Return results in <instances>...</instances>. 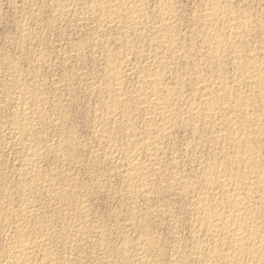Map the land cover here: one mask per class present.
Segmentation results:
<instances>
[{
    "label": "rangeland",
    "instance_id": "1",
    "mask_svg": "<svg viewBox=\"0 0 264 264\" xmlns=\"http://www.w3.org/2000/svg\"><path fill=\"white\" fill-rule=\"evenodd\" d=\"M57 0H0V250L3 249L5 247L6 250L5 253L3 250L0 251V253L2 252V254L0 255V260L2 259V262H4V260L6 259V257H8L7 255H9L13 250L14 248L16 247L17 243L21 240L20 238H22L23 240H26L25 237H27V239L29 241L32 240V242L36 239V240H40V238L42 237V239L44 238V242L45 243V248H47L50 253L54 256H52L53 260H57L59 262H53V264H125V262H128L126 264H129V261H130V264H143V261L145 262V264H198L199 261H204V262H201L200 264H208V262L206 263L205 261V257L204 256H207L206 253L209 249V244H210V240L212 238H210L211 236H208V234L204 235L205 233H203V235H200V234H196L194 232V229L195 231L198 230L199 226H200V222L197 217V209L198 208V204H197V201H198V198L200 196H207L205 195L208 194V197L211 196V198H214V196L216 194H219V190H216L217 192H208L207 191V184L206 182L203 180L204 178L200 176H202V168H203V165L202 164H207L209 161V163L213 162V161H216L218 159V161L216 162H219V164L222 163L223 165V168L221 167L222 165H219V170L216 171V172H219V171H227L229 172L231 170V165L229 162L225 161L224 159V153H228L229 152V149L234 152V149L233 147L228 144V142L226 143V146L227 149H226V146L224 145L225 143H222V140L218 143H220V145L218 143H216V146L213 145V143H211V149L210 146L208 147V144L210 145V142L208 141V139L210 140L213 139V137L215 136V134H218V133H221L224 130L226 129H229L231 126H234V124L236 126L234 127H240L238 126L239 124L242 125L241 121L244 119H247V127H256L255 124L253 122V120H256L258 119L259 117L258 116H262L264 115V83L263 85L261 86V89H255L256 86H251V85H248L247 81L244 80L246 79L247 76H249V74H247L246 72H244L243 70H241V68H238L237 65L240 63V62H236V56H232V49L230 48L231 46H228V47H225V50L226 51H223V54H225V56L222 54V61L221 63L218 64H215V63H211V62H208L210 60H207V58L209 59V56L211 55V51L210 49H208L206 46L203 45V48L202 47H199V46H202L201 44H204L202 42V40L204 41V37H206V26L205 24L203 25V23H205L202 19L201 21V17L203 15V10H201V8L204 6V3L207 1V0H165V1H159V0H146L144 3L142 2V7H143V12L146 13L142 15H144V18L141 19L142 23L139 22V24L141 25H136L134 26H131L129 23V25H127V22L125 21H119V20H114L113 22L111 21V23L109 24L108 22L110 20L106 19L105 16H107L109 13H111L112 10L110 11H107L108 8L106 9V12L105 11H100V8L97 6V4L100 3V0H99V3L98 0H94L92 2V0H65L64 3L63 1L59 0L60 2H58L59 6L57 4H53V2H55ZM68 1V2H67ZM78 2L76 4V2ZM86 1V2H85ZM169 1V5L170 6V9L172 7V10H170L171 12H174L175 15L177 16H174V13L171 14V12H168L167 14L164 13V11L162 10V7L163 4H165V2L167 3ZM202 1V3L200 2ZM210 1V0H209ZM216 2L219 3V0H215ZM227 1V2H226ZM56 2V3H57ZM158 2H159V5H158ZM171 2V3H170ZM174 2V3H173ZM223 4H222V3ZM69 4L70 6H72L71 4H73L74 6V9L71 11V9L73 8L69 7L65 4V6L63 7L61 4ZM71 3V4H70ZM87 6H85L84 5ZM97 3V4H96ZM163 3V4H162ZM201 3V4H200ZM228 4V8L230 10H227V6L225 7V5ZM232 3V4H231ZM88 4V5H87ZM92 4V5H91ZM93 4H96L93 6ZM146 4V5H145ZM176 4V5H175ZM111 5V4H110ZM173 5V6H172ZM219 5H222L223 6V16H227V18L230 16L228 19L227 18H224V20H228L227 22H229V29H225V26L228 28V24H226L227 22H220L218 23L217 25V28H219L221 31H225L224 33L227 34L229 31L232 32L234 31V29L236 30L237 26L239 28V21L243 22L244 21V18H247L248 20L250 18L248 22V27L247 30L242 31V33L238 36V39H237V36L236 38L234 37L233 39L236 41H233L232 39V43L234 45V42L235 44H238V46H240L241 44V47H239V49H242L244 50L243 53V57L246 56V58H241V60L244 62L247 61V58L250 59V57H254V56H258L259 60L260 61H256V59L258 60L257 56L254 57V61L253 62V67H252V62L251 63H248V64H242L240 66H243V67H246V68H254L252 69L251 72H253V70H255L256 67H259L261 66V73H264L263 70H264V66H263V62H264V32L261 30L264 29V24H261L264 22V0H220V3ZM53 6V7H52ZM57 6V7H55ZM77 6V7H76ZM92 6V7H91ZM97 6V7H95ZM109 6V4H108ZM159 6V7H158ZM199 6V7H198ZM202 6V7H201ZM221 6V7H222ZM233 6V8L231 7ZM60 7L62 9H60ZM83 7H85V9H83ZM147 7V8H146ZM174 7V8H173ZM201 7V8H200ZM225 7V8H224ZM65 8L67 10H65ZM76 8V9H75ZM96 8V10H95ZM146 8V10H144ZM158 8V9H157ZM198 8V9H197ZM59 9V10H58ZM64 9V10H63ZM87 9V10H86ZM91 9V10H89ZM234 9V10H233ZM62 10V11H61ZM76 10V12H74ZM84 10V11H83ZM99 10V11H97ZM156 10L158 12H156ZM162 10V11H161ZM175 10V11H174ZM226 10V11H225ZM61 11V12H60ZM65 11V12H64ZM91 11V12H90ZM94 11V12H93ZM97 11V13H95ZM199 11V12H198ZM232 11V12H231ZM103 12V13H102ZM195 12V13H194ZM202 12V13H201ZM228 15H227V13ZM231 12V13H230ZM234 12V13H233ZM236 12V13H235ZM240 12V13H239ZM59 13V14H58ZM93 13V14H92ZM100 13L102 14L100 17ZM123 13V12H122ZM149 13V14H147ZM158 13V14H157ZM161 13V14H160ZM194 13V14H193ZM233 13V14H232ZM68 14V15H67ZM92 14V15H91ZM98 16H97V15ZM156 17H154L155 15ZM159 14L163 17L160 16L159 18ZM165 14V15H163ZM180 14V15H179ZM202 14V15H201ZM249 14V15H248ZM256 14V15H255ZM67 15V17H66ZM74 15V16H73ZM84 15H86L84 17ZM104 15V16H103ZM158 15V16H157ZM168 15V16H167ZM171 15V16H170ZM173 15V16H172ZM194 15V16H193ZM197 15V16H196ZM199 15V16H198ZM234 15V16H233ZM243 15V16H241ZM245 15H248V16H245ZM61 16V17H60ZM72 16V17H71ZM78 16V17H77ZM166 16V17H165ZM225 16V17H226ZM240 16V17H239ZM82 17V18H81ZM93 17V18H92ZM96 17V18H95ZM98 19L101 18L98 22L97 21H94V19ZM150 19V21L147 19ZM150 17V18H149ZM158 17V19H157ZM167 17H172L173 20L175 21H172L173 23V26L174 28L178 31H176V40H177V44H179L180 42L183 43V47H191V48H188V52H186L187 54L189 53L192 57H190V55L188 56L185 51H178V53H176V57L175 59L170 56L172 55V53H170L169 51H167L166 49L164 50V47H161L164 45L165 41L166 40H162L160 39V41H163L160 42L159 39H155L157 38L159 35V33L156 31L158 29V24L159 21L161 18H167ZM195 17V19H194ZM197 17V18H196ZM199 17V18H198ZM231 17L233 18H236L238 17V19H231ZM244 17V18H243ZM78 18V19H77ZM156 18V19H155ZM193 18V19H192ZM203 18V17H202ZM255 18V19H254ZM261 18V19H260ZM77 19V20H76ZM85 19V20H84ZM106 21H105V20ZM192 19V20H191ZM197 19V20H196ZM200 19V23L199 24L198 20ZM230 19V20H229ZM243 19V20H242ZM258 19L261 21H258ZM149 21L147 23V21ZM178 20V21H177ZM181 20V21H180ZM233 22H232V21ZM252 20V21H251ZM102 21H104V24ZM152 21V22H151ZM154 21V23H153ZM197 21V22H196ZM237 21V23H236ZM256 21V22H254ZM258 21V22H257ZM95 22H98L95 23ZM118 22L120 24H118ZM231 22V23H230ZM240 22V23H241ZM252 22V23H251ZM254 22V24H253ZM146 23V24H145ZM175 23V24H174ZM234 23V24H233ZM258 23V24H257ZM101 24V25H100ZM104 24V27H102ZM112 24V25H111ZM116 24H118L119 26H117ZM122 24V25H121ZM125 24V26H124ZM152 24V25H151ZM178 26H177V25ZM190 24V25H189ZM193 24V25H192ZM199 24V25H198ZM225 24V25H224ZM233 26H232V25ZM237 24V25H236ZM254 26H253V25ZM257 24V25H256ZM261 24V25H260ZM114 25V27H113ZM143 25H145V27H142ZM151 25V26H150ZM154 25V28L156 27V29L154 30L152 27ZM176 25V27H175ZM196 25L197 28H195L194 26ZM198 25V26H197ZM202 25V27L200 26ZM236 25V26H234ZM263 25V27H262ZM100 26V27H99ZM121 26V27H120ZM122 26L124 27V29H122ZM131 26V27H130ZM140 26V27H139ZM148 26V29L146 28ZM181 26V27H180ZM200 26V27H199ZM205 26V27H204ZM250 26H252V28H255V31L254 29H252ZM108 27V28H107ZM118 27V28H117ZM129 27V29H128ZM178 27V28H177ZM235 27V28H234ZM259 27V29H258ZM115 28V29H113ZM121 28V29H120ZM145 28V29H143ZM180 28V29H179ZM205 30H204V29ZM225 30H224V29ZM251 28V29H250ZM257 28V29H256ZM139 32H138V30ZM142 29L145 30L144 32H142ZM147 29V30H146ZM195 29V30H194ZM123 30V31H121ZM149 30H152V31H149ZM154 30V31H153ZM200 31V33L197 32ZM227 30V31H226ZM251 30V32L249 31ZM253 30V31H252ZM119 31V32H118ZM129 31V32H128ZM135 31V32H133ZM187 31V32H186ZM140 32H142L140 34ZM150 32V33H149ZM154 32V33H153ZM197 32V33H196ZM253 32V33H252ZM259 32V33H258ZM262 34H261V33ZM101 33H104L103 35ZM107 35H106V34ZM135 33V36L134 34ZM141 35H139V34ZM144 33V34H143ZM156 33H158L156 35ZM196 33V35H195ZM205 33V34H202ZM228 33V34H229ZM245 33V35H244ZM249 33H252L249 35ZM102 36H101V35ZM147 36H146V35ZM150 34H153L151 36H149ZM155 34V35H154ZM185 36H183V35ZM199 34V35H198ZM248 34V35H247ZM129 35V36H128ZM179 35H182V36H179ZM188 35V37H187ZM202 35V36H201ZM247 35V37H246ZM254 35V36H253ZM115 36V37H114ZM192 36V37H191ZM199 36V37H198ZM245 36V38L248 39L249 37V41L245 38H243ZM94 37V38H93ZM117 37V38H116ZM145 37V38H144ZM155 37V38H154ZM178 37H180L178 39ZM182 37V38H181ZM191 37V38H190ZM240 37L242 39H240ZM256 37V38H255ZM259 37V38H258ZM98 38V39H97ZM103 38V39H102ZM106 38V39H105ZM157 40V43L156 41ZM185 38V39H184ZM187 38V39H186ZM201 38V39H200ZM203 38V39H202ZM258 38V39H257ZM94 39V40H93ZM149 39V40H148ZM193 41H192V40ZM246 40V41H243ZM253 39V41H252ZM256 39V40H255ZM263 39V40H262ZM93 40V41H92ZM98 40V42L96 41ZM126 40V41H125ZM152 40V41H151ZM184 40V41H183ZM240 40V41H239ZM242 40V42H241ZM128 41L127 45H126V42ZM141 41H143L141 43ZM201 43H200V42ZM91 42V43H90ZM119 42V43H118ZM130 42V44H129ZM133 42V43H132ZM137 42V43H136ZM139 42V43H138ZM190 42V44H189ZM240 42V43H238ZM245 42V43H244ZM262 42V43H261ZM104 43V44H103ZM107 43V44H106ZM132 43V44H131ZM147 43V44H146ZM157 48H154L153 45ZM163 45H162V44ZM180 43V45L182 44ZM86 44V45H85ZM144 44V45H143ZM186 44V45H184ZM198 46L199 48H197L196 46ZM199 44V45H198ZM247 44V46H246ZM76 45V46H75ZM82 45V46H81ZM84 45V46H83ZM98 45V46H97ZM103 45V46H102ZM127 47H126V46ZM129 45H135L134 47L131 46V49L133 50L134 54L137 55V58L136 55L133 54L132 50L130 51V46ZM161 45V46H160ZM251 47H250V46ZM255 45V46H254ZM101 46V47H100ZM122 46V47H121ZM151 46V48L149 47ZM160 46V47H159ZM193 46V47H192ZM237 47V45H235ZM243 46V47H242ZM257 46V47H256ZM260 48H259V47ZM75 47V48H74ZM90 47V48H89ZM108 49H107V48ZM128 49V51L126 50V48ZM133 47V48H132ZM139 47V48H138ZM148 47L150 48V50L148 49ZM247 47V48H246ZM78 48V49H77ZM80 48V49H79ZM92 48V49H91ZM104 48V49H103ZM137 48L139 50H137ZM154 48V49H153ZM162 50H161V49ZM193 48V49H192ZM198 50H197V49ZM202 48V49H200ZM238 48V47H237ZM260 51H257L259 50ZM124 49V50H123ZM157 49V50H156ZM159 49V50H158ZM200 49V50H199ZM230 49V50H229ZM246 49V50H245ZM257 49V50H256ZM262 49V51H261ZM77 50V51H76ZM141 50L142 51H145L144 53L142 52L141 53ZM147 50V51H146ZM156 50V51H155ZM192 50L193 54L190 53ZM206 50V51H204ZM209 50V51H208ZM252 50H256V51H253ZM93 51V52H92ZM102 51V52H101ZM120 51V52H119ZM130 51V52H129ZM165 51V52H164ZM197 51L195 54L194 52ZM230 51V53L228 52ZM247 51V52H246ZM250 51V52H249ZM104 52V53H103ZM118 52V54H117ZM122 52V53H121ZM125 52V53H124ZM132 52V53H131ZM136 52H140V56L138 53ZM147 52V53H146ZM165 53V56H161L160 53L164 54ZM200 52V53H199ZM205 52L207 53V55L205 54ZM228 54H226V53ZM252 52V54H251ZM260 54H259V53ZM116 53V55H115ZM126 53H130L128 58L127 59V55ZM151 53V54H150ZM155 53V54H154ZM180 53V54H179ZM184 55L182 57V55ZM184 53V54H183ZM247 53V54H246ZM105 54V55H104ZM108 54H109V58L110 57H117L118 55V62L116 64V66H118V70L120 71L119 74H120V79L121 80H118V83L120 81V83L124 86H121V84L119 85L120 87H122V97H121V100H122V106L125 107V109L121 106L118 110L116 109L115 111H111L110 112H113L115 115L117 114V116H115L114 114L110 113L108 111V105L105 101H109L110 104H111V98L110 96L108 95V93L105 91L104 88H106L107 84L109 83L108 82V78H110L111 76V79L110 80V83L112 85L115 84L113 81L114 79L112 78V71H110L107 66V63L105 64V62L108 60ZM122 54V55H121ZM125 54V55H124ZM132 54V55H131ZM149 54V55H148ZM153 54V56H151ZM160 54V55H159ZM168 54V56H167ZM203 54V56H202ZM112 55V56H111ZM115 55V56H114ZM181 55V56H180ZM194 55V56H193ZM201 57L199 58L198 57ZM226 55H228L229 57H226ZM250 57H249V56ZM251 55H254V56H251ZM122 56V57H120ZM124 56V57H123ZM132 56V57H131ZM135 56V57H134ZM153 57V59L155 58V60H151V58H148V57ZM155 56V57H154ZM160 56V57H159ZM178 56V57H177ZM208 56V57H207ZM105 57V58H104ZM107 57V58H106ZM140 57H144V58H141ZM147 59H146V58ZM160 58V59H157ZM168 58V59H165V58ZM181 57V58H180ZM187 57V58H186ZM235 57V58H234ZM262 57V58H261ZM123 58V59H121ZM133 58V59H132ZM173 58V59H172ZM184 58V60H183ZM191 58V59H190ZM194 58V59H193ZM196 58V60H195ZM206 58V59H205ZM224 58V59H223ZM231 59V60H235L234 62L231 60H228ZM127 59V62L128 64L125 62ZM173 60V63L171 62ZM178 59V61H177ZM190 59V60H189ZM199 59V60H198ZM246 59V60H245ZM263 59V61H262ZM44 60V61H43ZM106 60V61H105ZM123 60V61H122ZM125 60V61H124ZM136 60V61H135ZM140 60V61H139ZM167 63H170V65L167 63H164V61ZM175 60V62H174ZM202 60V61H201ZM225 60V61H224ZM103 61V62H102ZM124 64L121 65V62ZM154 62L153 64L151 63ZM162 61L164 65L163 69H162V66L161 64H158V62ZM188 61V63H187ZM205 61V62H204ZM224 61V62H223ZM228 61V64H226ZM241 61V62H242ZM256 61V62H255ZM262 61V62H261ZM108 62V61H107ZM130 62V64H129ZM150 62V63H149ZM157 62V63H156ZM196 62V63H195ZM200 62V66H199V63ZM202 62L204 63L203 65L205 67H203L202 65ZM248 62V61H247ZM261 62V63H260ZM140 63V64H139ZM192 63V64H191ZM206 63V64H205ZM211 63V65H207ZM234 63V64H233ZM236 63V65H235ZM44 64V65H42ZM121 66H120V65ZM152 64V65H151ZM156 64V65H155ZM174 64V65H173ZM180 64V65H179ZM198 64V65H197ZM214 64V65H213ZM226 64L225 68H224V65ZM231 64V65H230ZM251 64V66H250ZM259 64V65H257ZM261 64V65H260ZM155 65V67H154ZM160 65V66H158ZM166 65V66H165ZM177 65V66H176ZM184 65V66H183ZM208 67H207V66ZM247 65V66H246ZM130 68L129 69H126L127 67ZM138 66H142L141 68L138 67ZM151 66V67H150ZM157 67V69H155ZM167 66H169L170 68H168ZM174 66V68H172ZM199 66V67H198ZM211 66V67H210ZM229 66V67H228ZM231 66V67H230ZM238 69V71H236L237 69H234L235 67ZM106 67H107V70H106ZM121 67V68H120ZM146 67V68H145ZM149 67V68H147ZM153 67V68H152ZM161 67V68H160ZM179 67V68H178ZM198 67V68H197ZM203 67V68H202ZM216 67V68H215ZM219 67V68H218ZM227 67V68H226ZM263 67V68H262ZM120 68V69H119ZM122 68H125L123 69L124 72H122ZM138 68V70H137ZM160 71H159V69ZM167 68V70H165ZM189 68V69H188ZM202 68V70H201ZM233 68V69H232ZM133 69H134V72H133ZM145 69V70H144ZM155 70V71H152ZM170 71H169V70ZM186 71H185V70ZM219 69V70H218ZM263 69V70H262ZM16 70V71H15ZM109 70V71H108ZM126 70V71H125ZM128 70V71H127ZM149 70H151L149 72ZM158 70V73L157 71ZM162 70V71H161ZM178 70V71H177ZM180 70V71H179ZM130 71V72H129ZM148 72V73H143V72ZM165 71V72H164ZM185 71V72H184ZM195 71V72H194ZM233 71V72H232ZM21 72V73H20ZM111 72V73H110ZM132 72H133V76H132ZM135 72H138V73H135ZM143 74H142V73ZM153 72V73H152ZM162 72V73H161ZM218 72V73H217ZM225 72V73H224ZM237 72V73H236ZM108 73V74H107ZM110 73V74H109ZM121 73H124V74H121ZM130 73L131 75V79L129 78L130 75H128ZM149 73L151 74V76L149 75ZM156 74H161V79H163V85H162V82H161V86L163 88L162 90H160L159 92H152L150 91V89L148 90V87H147V81L149 78H153V74L155 75ZM172 73V74H171ZM206 73V74H205ZM245 76H244V74ZM23 74V75H22ZM112 74V75H111ZM138 75L139 77L135 76V75ZM145 74V75H144ZM185 74V75H184ZM209 74V75H208ZM227 74V75H226ZM241 74H242V78H241ZM15 77H14V76ZM110 75V76H108ZM123 75V76H121ZM141 75V77H140ZM180 75V76H179ZM202 75V76H201ZM218 75V76H217ZM225 76L226 79L223 78V76ZM240 75V79H238L239 77L238 76ZM263 75L264 77V74H261ZM13 76V77H12ZM21 76V79L20 77ZM126 76V78H125ZM144 80H143V78ZM145 76V77H144ZM148 76V77H147ZM170 76V77H169ZM184 76H187L186 79L184 78ZM190 76L193 78L190 79ZM196 76V77H195ZM197 76L200 77L199 79H197ZM205 76V77H204ZM210 76V77H209ZM128 77V78H127ZM177 77V78H176ZM189 77V78H188ZM218 77H221L218 79ZM234 77V79H233ZM244 77V78H243ZM18 80H16V79ZM137 78V79H135ZM140 78V80H139ZM188 78V79H187ZM208 82V86L206 85V80ZM248 78V77H247ZM99 79V80H98ZM107 79V81L105 80ZM123 79V81H122ZM127 79V80H125ZM142 79V80H141ZM170 79V80H169ZM178 81H176V80ZM180 79V81H179ZM190 79V80H189ZM194 79H197L198 81H196V83L194 81ZM200 79H201V82H200ZM203 79V80H202ZM211 82H209L208 81ZM215 79V80H214ZM218 79V80H217ZM225 82H222V81H219V80H222ZM238 79V80H237ZM243 79V80H242ZM16 80V81H15ZM105 82H104V81ZM112 80V81H111ZM136 80V81H135ZM146 80V81H145ZM184 80H185V83H184ZM191 82H189V81ZM193 80V81H192ZM205 80V81H204ZM229 80V81H228ZM240 80V81H239ZM25 84V85H23ZM127 81V82H126ZM146 85H144V82ZM171 81V82H170ZM175 81V82H174ZM186 81L188 82L187 84L189 85H186ZM204 81V83H203ZM213 81L217 82V83H213ZM227 81V82H226ZM236 81V82H235ZM241 81L244 82L241 84ZM16 82V83H15ZM18 82H20L18 84ZM103 82L105 84H103ZM108 82V83H107ZM220 82L222 83V87L223 85L225 86L226 83L228 84L227 86H230L229 87V90L230 89H234V90H230V93L228 94V99L229 101H227L229 105H225V106H228V107H225L223 106V109L222 108H219L221 109L220 111H222V113H219V109H216V111H214L217 117V119L219 120V118H221L223 121V126L222 128L220 127L222 124H220L222 121L219 120L217 126L219 125V128L216 127L215 129L211 126H206V119H202V118H198L197 116H192V115H188L189 113V110L191 108V106H198V104L200 103L201 100L200 99H203L205 96V94H209L210 93V90L211 88H213L215 91L216 90H219L217 89L219 86H220ZM240 82V84H239ZM136 83V84H135ZM164 83H165V86H164ZM174 83V85H172ZM200 83V84H199ZM204 84V85H201V84ZM99 84V85H98ZM104 88H103V86ZM138 84V85H137ZM140 84V85H139ZM168 84V85H166ZM175 84H178V88H173V87H177V85ZM193 84V86H192ZM210 84V86H209ZM215 86H214V85ZM232 84V85H231ZM235 84V85H234ZM239 84V85H238ZM246 84V85H245ZM21 85V86H19ZM25 87H23V86ZM28 85V86H27ZM131 85V86H130ZM172 85V86H171ZM185 85V86H184ZM195 85L198 87V89L195 87ZM207 86L208 89L204 86ZM238 85V87H237ZM240 85H242L240 87ZM245 85V87H244ZM140 86H142L140 88ZM167 86V87H166ZM169 86V87H168ZM188 88H185L187 87ZM211 86H214V87H211ZM233 86V87H232ZM248 86V87H246ZM251 86L252 88V91H251V88L249 87ZM29 87V88H28ZM93 87V88H92ZM131 87V88H130ZM184 87V88H182ZM193 87V88H192ZM206 89H204V88ZM226 87V86H225ZM254 87V88H253ZM19 88V89H18ZM25 88V89H24ZM32 88V89H31ZM104 89V92L102 89ZM126 88V90H125ZM130 88V90H129ZM137 88V90L135 89ZM144 90L145 88V93L144 91L141 90V94L139 93L140 92V89ZM168 88L169 90H172L174 89L175 91L172 90V92H175L176 94V97L180 100H178L177 98V102L174 104H171L169 106V111L170 112H174L168 119L169 121L171 120L172 123L174 121L175 125L171 123V121L169 122L168 119H166L168 122L166 124V131L165 133L166 134H159V127L157 128L158 124L159 123V119L158 118V113L159 111L156 110L155 107L153 106H150L151 109H149V105L145 104L142 105L143 103H140V101L143 102V100H145L144 102H146V100L148 101L149 99L153 100L152 96L156 97L157 94L160 93V95L163 93V91L165 92ZM194 88H196L194 90ZM203 89V94H202V90ZM227 88V87H226ZM245 88H247L248 90H246ZM257 88V87H256ZM9 89V90H8ZM16 89V90H15ZM24 89V91H23ZM89 89V90H87ZM101 89V90H100ZM135 89V90H134ZM178 89V91H177ZM192 89V90H191ZM210 89V90H209ZM228 89V88H227ZM27 90V91H26ZM97 90V91H96ZM148 90V91H146ZM183 90L184 93L183 95L181 94V91ZM211 91L212 92H214ZM237 90V91H236ZM253 90H256L255 92H253ZM260 90V91H259ZM99 91H102V92H99ZM135 91H137V94ZM187 91V92H186ZM195 91L196 95L193 94ZM197 91V92H196ZM199 91H201V93H199ZM236 91V93H235ZM251 93H250V92ZM19 92V93H18ZM21 92V93H20ZM22 92L24 94H22ZM31 92V93H29ZM35 92V93H34ZM89 92V93H88ZM127 92V93H126ZM131 92V93H130ZM133 92V93H132ZM151 92V94H150ZM180 92V94H179ZM189 92V93H188ZM205 92H208V93H205ZM233 92V93H231ZM238 92V94H237ZM240 92H242L241 94L243 95V93L245 94V98L246 100L250 101L248 103V101L246 102L245 101V98L244 96H242L240 94ZM253 92V93H252ZM259 92H261L259 94ZM19 95H18V94ZM27 93V94H26ZM100 93V94H99ZM144 93V94H143ZM153 93H156L155 95H153ZM187 93V94H186ZM248 93V94H247ZM249 93H250V97H246V96H249ZM10 94V95H9ZM31 94V95H30ZM40 94V96H39ZM126 94H128L126 96ZM129 94H133L132 96L129 97ZM193 94L194 96V99L191 97ZM199 94V96L197 95ZM214 94V93H212ZM232 94V95H231ZM236 94V97H234ZM240 94V95H239ZM254 94V96H252ZM255 94H257L255 96ZM24 95V96H23ZM104 95V96H103ZM105 95H108L107 97ZM148 96V97H144V96ZM191 95V96H190ZM203 95V96H202ZM215 95H217V93H215ZM239 95L242 96L240 97V99H244L243 101H245V103H248L247 105L245 104L241 109V113H246L243 117V115L237 110L240 109H237V108H234L235 106V100H233L232 102V99L234 98H239L237 97ZM260 95V96H259ZM19 98H18V97ZM23 96V97H22ZM33 96V97H32ZM124 96V98H123ZM143 96V97H142ZM180 96H184L183 98L180 97ZM187 96V98H186ZM190 96V97H189ZM208 96V95H207ZM259 96V97H258ZM8 97V99H7ZM36 99H35V98ZM98 97V98H97ZM103 97V98H101ZM109 97V98H108ZM128 98V99H125V98ZM134 98V99H131V98ZM136 97V99H135ZM138 97V98H137ZM141 97V98H140ZM234 97V98H233ZM253 99H252V98ZM258 97V98H256ZM32 98V99H31ZM34 98V99H33ZM123 98V99H122ZM148 98V99H147ZM191 98V100H190ZM197 98H198V101H197ZM249 98V99H248ZM262 98V99H260ZM18 99V100H16ZM28 99V100H27ZM129 99L131 100L128 101ZM187 99V100H186ZM196 99V100H195ZM251 99V100H250ZM134 100V101H133ZM140 100V101H139ZM196 102H194V101ZM252 100L253 102L257 103H252ZM262 100V101H261ZM19 101V102H18ZM27 101V102H26ZM98 101H101V102H98ZM137 101V102H135ZM191 101V102H190ZM259 101V102H258ZM15 102V103H14ZM18 102V103H16ZM40 102V103H39ZM105 102L106 105H104L103 103ZM127 103V105L129 104V106H127L125 103ZM134 102V104L131 105V103ZM139 102V103H138ZM179 102L181 104H179ZM187 102H189L190 104H188ZM194 102V103H192ZM199 102V103H198ZM262 102V103H260ZM31 103V104H30ZM97 103V104H96ZM179 105H178V104ZM182 103H184V105H187V106H182ZM197 103V104H196ZM252 103V104H251ZM4 104V105H3ZM22 104V105H21ZM135 104L138 106L140 104V106H135ZM177 104V105H176ZM234 104V105H232ZM15 105V106H14ZM17 105V107H16ZM136 107H134V106ZM172 105H174L175 107L176 106H180L182 108L183 112L180 107H176L177 109H175V107H173ZM191 105V106H190ZM254 105V107L250 109V107L248 106H252ZM260 105V106H259ZM103 106H106V109L103 108ZM142 106V107H141ZM173 108H172V107ZM233 106V108H232ZM256 106V107H255ZM129 107V108H127ZM133 107V108H132ZM190 107V108H189ZM231 107V108H230ZM248 107V108H247ZM263 107V108H262ZM23 108H25L24 110H22ZM28 108V110L26 109ZM40 108V109H39ZM123 108V109H122ZM142 108V109H141ZM144 108L146 110H144ZM172 108V109H171ZM256 108V110H255ZM31 109V110H30ZM42 109V110H41ZM110 109V108H109ZM130 109V110H129ZM134 109V110H133ZM138 109V110H137ZM149 109V110H147ZM154 109V111H153ZM174 109V110H173ZM229 110V111H225V110ZM232 109H234L232 111ZM237 109V110H236ZM245 109H249L248 112H244ZM253 109V110H252ZM24 111V112H21ZM27 114H26V112ZM129 110V111H128ZM135 111L133 113V111ZM180 110V113H178ZM224 110V111H223ZM236 110V111H235ZM255 110V112H254ZM263 110V111H261ZM5 111V112H4ZM40 111V113H39ZM139 111V112H137ZM141 111V112H140ZM145 111V112H144ZM153 111V112H152ZM158 111V113H157ZM177 111V112H176ZM188 111V112H187ZM219 111V112H218ZM232 111V112H231ZM243 111V112H242ZM247 111V110H246ZM253 112V117L251 115L250 112ZM260 111V112H259ZM15 112V113H14ZM18 112V113H17ZM30 114H29V113ZM34 112V114H33ZM106 112V114H104ZM148 112V113H147ZM182 112V113H181ZM187 112V114H186ZM227 112V113H226ZM236 112V114L234 113ZM258 112V113H257ZM263 114H262V113ZM101 115H100V114ZM123 113V115H121ZM138 113V114H137ZM144 113V114H143ZM152 113V114H151ZM176 113V114H175ZM178 113V114H177ZM185 113V114H184ZM225 113V114H224ZM241 115H240V114ZM255 113V114H254ZM260 113V115H259ZM20 114V116H19ZM26 114V115H25ZM44 114V115H42ZM46 114V116H45ZM59 114V115H58ZM64 114V115H63ZM95 114V115H94ZM112 114V115H110ZM121 117H120V115ZM143 114V115H141ZM148 114V115H147ZM157 116H156V115ZM175 114V116H174ZM181 114H184V117L182 118H179V116ZM223 115L222 117H220V115ZM18 115V116H17ZM22 115V116H21ZM28 115V117H24ZM41 115V116H40ZM63 115V116H62ZM106 115V118H104ZM126 115V116H125ZM146 115V116H145ZM151 115V117H150ZM152 115H155L156 117L152 116ZM178 115V116H177ZM186 115V116H185ZM226 115V118H223L225 117ZM251 115V116H249ZM256 115H258L257 117H255ZM15 116V117H13ZM31 116V117H29ZM60 116V117H59ZM108 116V117H107ZM110 116V117H109ZM134 116L137 117L134 119ZM183 116V115H181ZM180 116V117H181ZM236 116V117H235ZM249 116V117H248ZM21 117L23 119H21ZM35 119H34V118ZM120 117V118H119ZM127 117V119L124 118ZM156 118V121H154ZM173 117H177L176 119H178V122L175 118L173 120ZM190 117V118H189ZM193 117V118H191ZM227 117H230V118H227ZM235 117V118H234ZM240 117L242 118V120L240 119ZM263 117V116H262ZM261 117V118H262ZM25 118V119H24ZM28 120L31 121L33 119V121L29 122L30 123V132H28V130H26L25 132L28 134H23L25 133L24 131L21 130V125L20 123L24 122L25 120ZM43 118V119H42ZM47 118V119H46ZM101 118V120H100ZM115 118V120H114ZM117 118V119H116ZM121 118L122 119V122H121ZM133 118V119H132ZM153 120H151V119ZM188 118V119H187ZM198 118V119H197ZM237 118V119H236ZM238 118L240 119V123H239V120ZM252 118V119H250ZM16 121H15V120ZM19 121H18V120ZM31 119V120H30ZM99 119V120H98ZM106 119V120H105ZM118 119H119V122H118ZM181 119H187V120H182L184 121V124L183 122L181 121ZM189 119H195L193 120H189ZM203 120L205 123H203V121H201L202 123H200V121ZM226 119V120H225ZM230 119V120H229ZM233 119V120H232ZM236 119V120H234ZM125 122H124V121ZM133 120H134V123H133ZM137 120V121H135ZM148 120H151L153 122V124L151 123H148ZM166 120L164 122H166ZM177 123L179 124H176V121ZM189 120V123H190V126L188 122ZM199 122H198V121ZM243 120V121H244ZM249 120H252V121H249ZM263 120H264V117H263ZM261 121V125L264 123V121ZM11 121V122H10ZM36 121V122H35ZM42 121V122H41ZM106 121V123H105ZM108 121V122H107ZM114 121V122H113ZM127 121L129 123H127ZM142 121V123H141ZM147 121V122H146ZM158 121V122H157ZM197 122L199 124H197L198 126L194 128L193 124ZM230 121L231 124H230ZM242 121V122H243ZM20 122V123H17ZM28 122V121H27ZM35 122V123H34ZM47 122V123H46ZM57 122V123H56ZM101 122V123H99ZM111 122V123H110ZM116 122L117 124L119 123L120 127L118 125H116ZM182 122V124H181ZM235 122V123H234ZM250 122V123H248ZM12 123H14L16 126H15V129H14V124L12 125ZM49 123V124H48ZM51 123V124H50ZM56 123V124H55ZM123 123V124H122ZM133 123V124H132ZM156 125V128H155V125ZM186 123V124H185ZM188 123V124H187ZM229 123V124H227ZM233 123V124H232ZM32 124V125H31ZM35 124V126H33ZM62 124V125H61ZM122 124V125H121ZM127 124V126L125 125ZM129 124V125H128ZM136 125L137 126V129H136V126H135V129L132 125ZM144 124V125H142ZM146 124H148L146 126ZM152 127H149L150 125ZM172 124V125H171ZM203 124V125H202ZM250 124V125H249ZM17 125H19V127H17ZM107 125V126H106ZM116 125V126H115ZM124 125V127H123ZM177 125V126H176ZM181 125V126H180ZM186 125H187V128H186ZM196 125V124H195ZM202 125V126H201ZM205 125V126H204ZM62 126V127H61ZM109 127L108 129H104L106 127ZM112 126V128H111ZM114 126V127H113ZM130 127L133 131H130L131 129L129 128L128 130L127 127ZM144 126V127H143ZM154 126V128H153ZM171 126V128H173L172 130H170L171 128L169 127ZM174 126V127H173ZM176 126V128H175ZM179 126V127H178ZM184 126V127H183ZM193 126V128H191ZM203 128H201V127ZM225 126V127H224ZM13 127V129H12ZM18 129H17V128ZM34 127V128H33ZM36 127V128H35ZM39 127V128H38ZM105 131H103L102 129ZM119 127V128H117ZM150 129H148V128ZM170 129H169V128ZM178 127V128H177ZM191 130H190V128ZM207 128V130L205 128ZM211 127V128H209ZM246 126H244V130L247 131L246 133L248 134H253V133H250L251 132V129L248 127L247 128ZM42 128V129H41ZM122 130H121V129ZM123 128H125L124 130L129 134L131 135L133 133V135L129 136L125 131H123ZM140 128V130H139ZM147 128V129H146ZM100 129V131H99ZM115 129V130H114ZM118 129V130H116ZM120 129V130H119ZM153 129V130H152ZM171 131L170 132V135L168 133V130ZM181 129V130H180ZM189 129V130H188ZM193 129L197 132H194ZM199 131H198V130ZM205 129V130H204ZM218 130L216 133L215 131L211 132L210 130ZM247 129V130H246ZM255 129V128H253ZM252 129V130H253ZM16 130V131H15ZM21 130V131H20ZM34 130V132H33ZM103 132V135L100 134V132ZM135 130H138L137 132ZM141 130H142V134L145 136H142L141 134ZM147 131V132H143V131ZM152 130V131H150ZM158 130V131H156ZM175 130V131H174ZM185 130V131H184ZM202 130V132H201ZM244 130L242 129V131L244 132ZM7 131V132H6ZM11 131V132H10ZM15 131V132H14ZM20 131V132H19ZM96 131V132H95ZM107 131V132H106ZM122 131V132H121ZM140 131V132H139ZM204 131V132H203ZM205 131H208V132H205ZM9 132V133H8ZM40 132V133H39ZM99 132V134H98ZM101 132V133H102ZM131 132V134H130ZM135 132V133H134ZM149 132V133H148ZM192 132V133H191ZM253 132V131H252ZM16 133V134H15ZM18 133V134H17ZM39 133V134H38ZM93 133V135H92ZM126 133V134H125ZM140 133V134H139ZM147 133V134H146ZM153 133V134H152ZM158 133V134H156ZM198 133V134H197ZM208 133V134H207ZM215 133V134H214ZM108 134V135H106ZM135 134H137L135 136ZM151 134V135H149ZM168 134V135H167ZM184 134V135H183ZM195 134V135H194ZM202 134L204 136H202ZM248 134V135H249ZM19 135V136H17ZM23 135V136H21ZM32 135V136H31ZM38 135V136H37ZM102 135V136H101ZM115 135L117 138L119 136H121L122 139L118 138L116 139V141H111V140H114L116 137H113ZM139 135V136H138ZM154 135V136H153ZM157 135H162V136H165L164 139L162 138V136H159L157 137ZM209 135V137L207 138V136ZM211 135V136H210ZM16 136V138H15ZM67 136V137H66ZM104 136V137H103ZM112 139H111V137ZM135 136V137H134ZM142 136V137H141ZM146 136H149L146 138ZM199 136V138H198ZM201 136V138H200ZM128 137V139H127ZM131 137V139H130ZM132 137L134 138V140L132 139ZM157 139H156V138ZM167 137V138H166ZM206 137V138H205ZM262 138H264V136H261ZM261 137L257 138L256 140L258 141H253V145H254V149L259 153H261V155L259 156L258 155V158H259V161H261L260 163H264V141L261 142V140H264L262 139ZM28 140H27V139ZM66 138V139H65ZM73 138V139H72ZM114 138V139H113ZM135 138L138 140L136 141ZM142 138V139H141ZM145 138V139H144ZM152 138V140H151ZM162 138V140H161ZM169 138V139H168ZM172 138V139H171ZM190 138V139H189ZM198 138V139H197ZM43 139V140H41ZM75 139V140H74ZM110 139V140H109ZM120 139V140H119ZM127 139V140H126ZM141 140H145L144 142H146L145 144L149 143L151 144L152 142H155L154 143V148L153 146H149L148 145H145L143 141H140ZM159 139V141H158ZM207 139V140H206ZM260 139V140H259ZM20 140V141H19ZM61 140V141H60ZM70 140V141H69ZM125 140V141H124ZM152 142H151V141ZM157 140V141H156ZM167 140V141H166ZM172 140V141H171ZM16 141V142H15ZM23 141V143L21 142ZM127 141V142H126ZM132 141V142H131ZM150 141V142H149ZM200 141V142H199ZM204 141H206L208 144H205ZM211 141V140H210ZM225 140H223L224 142ZM19 142V143H18ZM25 142H26V145H25ZM30 142V143H28ZM60 144H59V143ZM71 142V143H70ZM107 142V143H106ZM112 142V143H111ZM119 142V143H118ZM129 142H131L129 144ZM133 142H138L137 143H134ZM157 142H160L157 143ZM162 142V143H161ZM174 142V143H172ZM188 142V143H187ZM191 142V143H190ZM193 142V143H192ZM18 143V144H17ZM111 143V144H110ZM127 143V144H125ZM140 143V144H139ZM142 143V144H141ZM157 143V145H155ZM185 143V144H184ZM198 143H201L198 145ZM255 143H260V146L259 145H255ZM262 143V144H261ZM30 146L33 144V149L38 153L37 156L35 155L34 157H32V161L34 163V160H35V164L32 163V166L34 165V167L37 169L36 170L35 168H33L31 165L30 167L28 163L29 161V157H27L28 155H26L28 153V150H26L27 148V145ZM35 144V145H34ZM48 144V145H47ZM72 144V145H71ZM120 144V145H119ZM129 144V145H128ZM136 144L139 146H136ZM172 144V145H171ZM188 144L189 147H188ZM218 144V146H217ZM228 144V145H227ZM24 145V146H23ZM36 145H37V148H36ZM44 145V146H43ZM55 147H54V146ZM68 145L70 147H68ZM109 145V146H108ZM124 145V146H123ZM127 145V146H125ZM141 145H145L144 147H146V149L144 150L143 149V146ZM185 145V147H184ZM198 145V146H197ZM205 145V147H204ZM207 145V146H206ZM263 145V146H262ZM23 146V147H22ZM119 146V148L116 147ZM130 146V148H128ZM142 148H141V147ZM157 146H159L157 148ZM163 146V147H162ZM231 146V147H230ZM25 147V149H23ZM63 147V148H62ZM72 147V148H71ZM109 147V148H108ZM112 147V148H111ZM120 147H127L126 149L122 148L120 149ZM134 147V148H133ZM137 147V148H135ZM148 147V148H147ZM182 147V148H181ZM195 147V148H194ZM216 147V148H215ZM223 147V148H222ZM256 147V148H255ZM263 149H262V148ZM102 148V149H101ZM114 148V149H113ZM132 148V149H131ZM153 149V152L152 150L150 151V149ZM167 148V149H166ZM171 148V149H170ZM184 148V149H183ZM222 148V149H221ZM37 149V150H36ZM75 149V150H74ZM116 151H113L115 150ZM120 149V150H119ZM129 149H130V152L132 154H134V156L129 155ZM134 149V150H133ZM136 149H140V152L139 150L136 151ZM197 149V151H195ZM259 149V150H257ZM40 150V151H39ZM61 150V151H60ZM71 150V151H70ZM109 150L112 151L109 153ZM117 150H118V153L119 154H115L114 152L117 153ZM149 150V152L147 151ZM156 150V152H155ZM158 150H160L159 153ZM163 150V151H162ZM194 150V152H193ZM213 150V151H211ZM219 150L222 152H220L222 154H218L219 153ZM226 150V152H225ZM228 150V151H227ZM263 150V151H262ZM23 151V152H22ZM26 151V153L24 152ZM39 151V152H38ZM67 151V152H66ZM75 151V152H74ZM83 151V152H82ZM128 151V152H127ZM134 151L136 152V154L134 153ZM146 151V153L144 152ZM165 151V152H164ZM191 151V153H190ZM215 151V152H214ZM261 151V152H260ZM122 152H124L122 154ZM126 152V153H125ZM137 152L141 155L138 156ZM144 152V153H143ZM155 152V155L153 156ZM198 152V153H197ZM204 152V153H203ZM213 153L215 156H213ZM218 152V153H216ZM232 152H229L228 154L232 153ZM41 153V154H40ZM128 153V154H127ZM153 153V154H151ZM157 153V154H156ZM198 155H197V154ZM59 156H58V155ZM88 154V155H87ZM101 154V155H100ZM112 156V154L114 155V157L112 156L110 158V156ZM127 154V155H126ZM146 154V155H144ZM191 154V155H190ZM193 154V155H192ZM218 154V155H217ZM21 155V156H20ZM26 155V157H25ZM43 155V156H42ZM65 155V156H64ZM122 155V157H121ZM126 155V157H125ZM162 157H161V156ZM41 156V157H39ZM74 156V157H73ZM78 156V157H77ZM80 156V157H79ZM94 156V158H93ZM129 156V157H127ZM132 156V157H131ZM144 156V157H143ZM146 156V157H145ZM148 156V157H147ZM151 156V158L149 157ZM154 158H157V159H153ZM164 156V157H163ZM217 156V159H215V157ZM262 156V158L260 159V157ZM37 157V158H35ZM56 157V158H55ZM100 157V158H99ZM119 157H121L119 159ZM140 159H139V158ZM28 160H26V159ZM44 158V159H43ZM53 158V159H52ZM68 158V159H67ZM96 158V159H95ZM113 158V159H112ZM125 158V159H124ZM127 158V160H126ZM131 158V159H130ZM136 158V160H135ZM149 158V160H148ZM176 158V159H175ZM201 158V159H199ZM209 158H213V159H209ZM25 162H24V160ZM70 159V160H69ZM72 159V160H71ZM79 159V160H78ZM90 159V160H89ZM103 159V160H102ZM164 159V160H163ZM220 159V160H219ZM221 159H223L224 161H221ZM59 160V161H58ZM113 160V161H112ZM121 160H124L121 161ZM126 160V161H125ZM128 160L130 162H128ZM131 160H134L131 161ZM139 162H138V161ZM142 160V162H140ZM154 163H153V161ZM207 160V161H205ZM23 161V162H22ZM58 161V162H57ZM76 161V162H75ZM80 161V162H79ZM135 161L136 163L138 162V164H140V169L145 171L143 172L140 171V175L138 176L139 179H131V180H134V181H131L130 178L128 176H130V163L132 162V164L134 163L135 164ZM158 161V162H157ZM168 161V162H167ZM111 162V163H110ZM116 162V163H115ZM128 162V163H126ZM152 162V163H151ZM156 162V163H155ZM163 162V163H162ZM169 162H171L169 165ZM173 162V163H172ZM229 164H227V163ZM20 163V164H19ZM24 163L25 164V167H24ZM39 163L41 165H39ZM43 163V164H42ZM59 163V164H58ZM61 163V164H60ZM77 165H76V164ZM79 163V164H78ZM143 163V165H142ZM146 163V164H145ZM158 163V164H157ZM200 163V164H199ZM262 163V165L264 166V164ZM28 164V165H27ZM153 164H155L153 166ZM160 164V165H159ZM164 164V166H163ZM177 164V165H176ZM180 164V165H179ZM204 164V165H205ZM23 165V167H22ZM38 165V166H37ZM150 165V166H149ZM158 165V166H157ZM200 165V167H199ZM40 166V167H39ZM143 166V168H142ZM146 166V167H145ZM56 167V168H55ZM71 167V168H70ZM129 167V168H128ZM157 167V168H156ZM175 167V168H174ZM33 168V169H32ZM69 168V169H68ZM147 168V169H146ZM166 168V169H165ZM200 168V169H199ZM221 168V169H220ZM228 168V170H227ZM24 169V172L23 174L24 175H29L28 177L27 176H24V180L22 179V173L21 171H23ZM26 169V170H25ZM27 169H28V172L29 173H32L34 175L35 173V170H36V173L34 175V179H33V175L31 176L30 174H28L27 172ZM31 169V170H29ZM35 169V170H34ZM58 169V170H57ZM128 169V170H127ZM146 169V170H145ZM176 169V170H174ZM121 170V171H120ZM171 170L177 171V173L175 174L173 171L172 174L176 175L173 176L171 174ZM34 171V172H33ZM39 171V172H38ZM59 171V172H58ZM129 171V172H128ZM160 171V172H159ZM179 171V172H178ZM50 172V173H49ZM122 172V173H121ZM152 172V173H151ZM198 172V173H197ZM214 173L215 175L218 173ZM37 173H40V174H37ZM63 175H62V174ZM120 175H119V174ZM125 173V174H124ZM144 173V175H143ZM162 175H161V174ZM179 173L183 176L180 177ZM184 173V174H183ZM62 176H60V175ZM152 174V175H151ZM213 174V176H214ZM244 174V173H243ZM37 175V176H36ZM44 175V176H43ZM58 175V176H57ZM73 175V176H72ZM123 175V176H122ZM127 175V176H126ZM145 177H143V176ZM216 175V176H217ZM4 176V177H3ZM42 176V177H41ZM142 178H141V177ZM152 176V177H151ZM215 176V177H216ZM18 177V178H17ZM39 177V178H38ZM47 177V179H46ZM53 177V178H52ZM62 177V178H61ZM74 177V178H73ZM137 177V178H138ZM161 177V178H160ZM166 177H171V178H166ZM199 177V178H198ZM38 178V179H37ZM50 178V179H49ZM52 178V180H51ZM58 178V179H57ZM123 178V179H122ZM127 178H129V181H131L132 183L129 184V181L127 182ZM144 178V179H143ZM174 178V179H172ZM179 178L181 179V181L179 180ZM191 178V179H190ZM33 179V180H31ZM41 179H45L42 180L44 182L41 181ZM76 179V180H75ZM127 179V180H126ZM146 179V180H145ZM148 179V180H147ZM154 179V180H153ZM165 179V180H164ZM185 179V180H184ZM190 182H188V180ZM33 184L31 185V183ZM38 180V181H37ZM40 180V182H39ZM50 180V183L48 182ZM61 180V181H60ZM72 182H71V181ZM97 180V181H96ZM123 180V182H122ZM145 180V181H144ZM156 180V181H155ZM172 180H174L173 182H171ZM180 182V186H179V182ZM199 180V181H198ZM243 181V182H239V181ZM7 181V182H6ZM20 181V182H19ZM22 181V183H21ZM76 181H77V184H76ZM92 181V182H91ZM137 181V182H136ZM142 181L141 184H143L142 186H140V182ZM162 181V182H161ZM167 181V182H165ZM171 183H170V182ZM177 181V182H176ZM3 182V183H2ZM27 182V183H26ZM29 182V183H28ZM39 182V184L37 183ZM55 185H54V183ZM135 182V183H134ZM139 182V183H138ZM147 182V184H146ZM186 182V183H184ZM188 182V183H187ZM192 182V183H191ZM200 185H199V183ZM204 182V183H203ZM245 181L243 179H239L238 182L236 183L237 185H241L240 187H244L246 188L247 185L246 183H244ZM9 183V184H8ZM26 183V184H25ZM47 184L50 188H54L53 190L50 189L49 187H47ZM67 183V184H66ZM138 183V184H136ZM146 184V186L148 185V183H151L148 185V187H145L144 185ZM153 183V184H152ZM170 183V184H169ZM173 183V185H172ZM182 183V184H181ZM244 183L245 185L242 186V184ZM19 184V185H18ZM36 184V185H35ZM38 184V185H37ZM40 184L44 185V186H41L40 187ZM60 184H63V186L61 185V189H60ZM65 184V185H64ZM69 184V185H68ZM79 184V186H78ZM98 184V186H97ZM126 184V185H125ZM128 184V185H127ZM133 184V185H131ZM136 186H135V185ZM158 184V185H157ZM188 187H186L185 186ZM206 184V185H204ZM10 185V186H9ZM22 185V186H21ZM27 185V186H25ZM57 185V186H56ZM151 185V186H150ZM155 187H154V186ZM174 186L175 188L173 189L172 186ZM182 185V187H181ZM191 185V186H189ZM199 185V186H198ZM13 186V187H12ZM25 186V187H23ZM30 186V187H28ZM66 186V187H65ZM72 186V188H71ZM127 186V187H126ZM134 186V187H133ZM141 189H140V187ZM143 186L145 187L144 189L146 190L144 192V189H143ZM153 186L152 189H150L151 187ZM169 186V187H168ZM170 186L172 188H170ZM201 186V187H200ZM7 187V188H6ZM20 187V188H19ZM22 187V188H21ZM34 187V189H33ZM38 187V189H37ZM39 187L41 190H39ZM44 187V189L42 188ZM56 187H58L56 189ZM131 187H133V190H131ZM136 187V188H135ZM139 187V189H138ZM159 187V188H158ZM192 189H191V188ZM194 187V188H193ZM204 187V188H203ZM4 188V189H3ZM29 188H32V190H30ZM48 188L49 192V196L48 194H46L47 192V189ZM68 188V189H67ZM130 188V189H129ZM147 188V189H146ZM182 188V189H181ZM23 189V190H22ZM26 189V190H25ZM29 189V191L31 192H27ZM37 189V191L35 190ZM45 191H43V190ZM65 189V190H63ZM76 189V190H75ZM87 189V190H86ZM89 189V190H88ZM96 189V190H95ZM138 189V190H137ZM154 189V191H153ZM159 189V190H158ZM176 189H180L179 191L176 190ZM187 191L186 193L188 195H186L185 191ZM189 189V190H187ZM191 189V191H190ZM11 190V191H10ZM38 193H35V191ZM39 190V191H38ZM50 190L55 193H52L50 192ZM58 190V191H57ZM67 190V191H66ZM69 190H70V193H69ZM142 190V191H141ZM149 190V191H147ZM152 190V191H151ZM156 191H159V192H155ZM165 190V191H164ZM181 190H183L184 192L181 193ZM209 190V188H208ZM27 192V193H24ZM33 191V192H32ZM75 191V192H74ZM126 191V192H125ZM140 194H139V192ZM172 191V192H171ZM190 191V192H189ZM205 191V193H204ZM42 192V193H41ZM58 192V196L56 195V193ZM66 194H65V193ZM133 192H135V194H133ZM143 192H144V195L143 197H141L143 195ZM151 192V193H150ZM154 192V193H153ZM5 193V194H4ZM41 193V194H40ZM46 195H45V194ZM69 193V194H68ZM73 193V194H72ZM76 193V194H75ZM138 193V196H136ZM142 193V194H141ZM204 193L203 195H199V194H202ZM213 193V194H211ZM40 194V195H39ZM51 194V196H50ZM62 194V195H61ZM72 194V195H71ZM133 194V195H132ZM190 194V195H189ZM196 194V195H195ZM12 195V196H11ZM16 195V196H15ZM18 195V196H17ZM24 195V196H23ZM29 197H28V196ZM32 195V196H31ZM61 195V196H60ZM63 195H67L68 197H64L63 198ZM70 195V196H69ZM75 195V196H73ZM152 195V196H151ZM214 195V196H213ZM256 197L258 196L257 194H255ZM255 195L253 197H251V201H250V208L251 207H254V208H251L252 210H254V212L256 213V211L258 213H256V217H257V221H264V218H261L264 217V206H263V203L260 202V197L256 198ZM42 196V197H41ZM48 196V197H47ZM73 196V197H72ZM136 196V197H135ZM150 196V197H149ZM10 199H9V198ZM63 198V199H60V198ZM130 197V198H129ZM132 197V198H131ZM139 197V198H138ZM198 197V198H197ZM57 198V199H56ZM196 198V199H195ZM256 198V199H255ZM20 199V200H19ZM27 201H26V200ZM30 199V200H29ZM50 199V200H49ZM70 199V200H69ZM128 199V200H127ZM142 199V200H141ZM186 199V200H185ZM190 199V200H189ZM193 199V200H192ZM259 199V200H258ZM2 200V201H1ZM14 202H13V201ZM35 200V201H34ZM78 200V201H77ZM135 200V201H133ZM150 200V201H149ZM185 200V201H184ZM196 200V201H195ZM259 202H258V201ZM22 201V202H21ZM28 201H31L30 203ZM71 203H70V202ZM3 202V203H2ZM27 202V204H25L24 206V203ZM61 202V203H60ZM82 202V203H81ZM125 202V203H124ZM137 202V203H136ZM188 202V203H187ZM251 202L253 203H257L256 206L255 204H251ZM20 203V204H19ZM23 203V204H22ZM29 203V204H28ZM70 205H69V204ZM73 203V204H72ZM79 203V204H76ZM145 203V204H144ZM152 203V204H151ZM259 203V204H258ZM262 203V205H261ZM14 204V205H13ZM36 204V205H34ZM63 206H61V205ZM65 204V205H64ZM67 204V205H66ZM72 204V205H71ZM75 204V206H73ZM81 204V205H80ZM88 204V205H87ZM191 204V205H190ZM196 204V205H195ZM5 205V206H4ZM27 205H30L33 207V210H32V207L30 206H27ZM80 205V206H79ZM133 205V206H132ZM136 205V206H135ZM154 205V206H153ZM164 205H165V208H164ZM258 205H261L262 208H260ZM10 206V207H9ZM27 206V208H31V211L27 210V208H25ZM36 206V207H35ZM69 206V207H68ZM77 206V207H76ZM79 207H82V208H78ZM126 206V207H124ZM168 206V207H167ZM189 206V207H188ZM194 206V207H193ZM12 207V208H11ZM16 207V208H15ZM41 207V208H40ZM76 207V208H75ZM86 207V208H85ZM124 207V208H123ZM130 209H129V208ZM150 207V208H149ZM174 207V208H173ZM191 207V208H190ZM10 208V209H8ZM27 212H25L23 209ZM75 208V210H74ZM79 209V212L76 211V209ZM138 210H137V209ZM154 208V209H153ZM159 208V209H158ZM170 208V209H169ZM187 210H186V209ZM190 208V209H189ZM261 209V211H263V213H261V211H259V209ZM22 209V210H21ZM39 209V210H38ZM42 211H41V210ZM49 209V210H48ZM77 209V210H78ZM147 209V210H146ZM149 209V210H148ZM167 209V210H166ZM193 209V211H192ZM195 209V210H194ZM12 210V211H11ZM38 210V212H37ZM73 210V211H72ZM81 210V211H80ZM82 210L85 212H82ZM89 210V212H88ZM137 210V211H136ZM152 210V211H151ZM157 210V211H156ZM177 210V211H175ZM11 211V213L9 212ZM15 211V212H14ZM17 211V212H16ZM22 213H21V212ZM32 211L33 213H36V214H32ZM36 211V212H35ZM69 211V212H68ZM76 211V213L74 212ZM136 211V213H135ZM14 212V213H13ZM20 212V213H18ZM27 214H25V213ZM54 212L55 215H54ZM74 214H73V213ZM87 212V213H86ZM132 212V213H131ZM134 212V214H133ZM139 212V213H138ZM181 212V213H180ZM192 212V213H191ZM195 212V213H194ZM260 212V213H259ZM16 213H18L19 217L15 218L16 216ZM30 213V214H29ZM52 213H53V216H52ZM59 213V214H58ZM79 213V214H78ZM81 213V214H80ZM84 215H83V214ZM89 213V214H88ZM144 213V214H143ZM150 213V214H149ZM170 213V214H169ZM194 213V215H193ZM11 214V215H9ZM14 214V215H13ZM26 215L24 217V215ZM58 214V215H57ZM62 214V215H60ZM69 214V216H68ZM76 214V215H75ZM93 214V215H92ZM95 214V215H94ZM132 214V215H131ZM140 214H142L143 216H141ZM149 216H148V215ZM154 214V215H153ZM157 214V215H156ZM164 214V215H163ZM190 214V215H189ZM192 214V215H191ZM263 214V215H261ZM13 215V216H12ZM17 215V216H18ZM22 215V216H21ZM74 215V216H73ZM78 215H80L81 217L78 218ZM83 215V216H82ZM134 215H138L137 217L141 216V218H137L136 216ZM163 215V216H161ZM177 215V216H176ZM182 215V216H181ZM185 215V217H184ZM33 216V217H32ZM43 216V217H42ZM46 216V218H45ZM56 216V217H55ZM59 216V218H58ZM64 216V217H63ZM66 216V217H65ZM73 216V217H72ZM86 216V217H85ZM124 216V217H123ZM135 218H133V217ZM145 216V217H144ZM191 216V217H190ZM196 218H195V217ZM259 216V217H258ZM29 217V219H27ZM40 217V218H39ZM61 217V218H60ZM71 217V218H70ZM76 217V219H75ZM85 217V218H84ZM168 217V218H167ZM193 217V218H192ZM14 218V220H13ZM25 222H24V220ZM26 218V219H25ZM43 218V219H42ZM65 218V220H63ZM74 218V220H73ZM139 222H138V220ZM145 218V219H144ZM161 218V219H160ZM183 218V219H182ZM260 218V219H259ZM19 219V220H18ZM45 219V220H44ZM129 219V220H128ZM135 220H137L136 222H133ZM135 219V220H134ZM169 219V220H168ZM259 219V220H258ZM22 220V221H21ZM28 220V221H27ZM48 220V221H47ZM50 220V221H49ZM70 221L67 225V221ZM76 220V221H75ZM106 220V221H105ZM181 220V221H180ZM197 220V221H195ZM17 221V222H16ZM26 221L28 222V225L26 223ZM44 221V222H43ZM162 221V222H161ZM173 221V222H172ZM177 221V223H176ZM195 221V222H194ZM256 221V222H257ZM261 221V222H262ZM7 222V223H6ZM33 222V223H32ZM36 224H35V223ZM66 222V223H64ZM76 222H77V225H81V226H77L76 225ZM79 222V224H78ZM88 222V223H87ZM105 222V223H104ZM150 222V223H149ZM181 222V223H180ZM260 222V223H261ZM12 223V224H11ZM14 223V224H13ZM18 223H20L21 225H19ZM24 223V224H23ZM48 223V224H47ZM74 225L72 227V224ZM75 223V224H74ZM84 223V224H83ZM98 223V224H97ZM136 223V224H135ZM141 223H144L143 225ZM6 224V225H5ZM19 226H18V225ZM27 227L30 226V227ZM39 224V225H38ZM52 224V225H51ZM57 224V225H56ZM60 224V225H59ZM63 224V225H62ZM66 224V225H65ZM129 224V225H128ZM132 224V225H131ZM173 224V225H172ZM176 225V228H175V225ZM197 224V225H196ZM13 225V226H12ZM25 225V226H24ZM44 225V226H43ZM71 225V227H70ZM77 227H76V226ZM113 225V226H112ZM135 225V226H134ZM139 225V226H138ZM147 225V226H146ZM149 225V226H148ZM180 225V226H179ZM193 225V226H191ZM15 226V227H14ZM17 226H18V229H17ZM25 227L21 230V227ZM83 226V228H82ZM87 226L88 228L90 227V230L86 227ZM93 226V227H91ZM171 226V227H170ZM8 227V228H7ZM54 227V228H53ZM79 227V229H78ZM135 227V228H134ZM16 228V229H15ZM27 228V229H26ZM31 228H33L32 230H30ZM36 230H35V229ZM51 228V229H50ZM60 228V229H59ZM75 228V229H74ZM77 228V230H76ZM92 228V229H91ZM94 228V229H93ZM99 228V229H98ZM109 228V229H107ZM112 228V230H111ZM137 228V229H136ZM143 228V229H142ZM151 228V229H150ZM155 228V230H153ZM193 228V229H192ZM30 232H28L29 230ZM45 229V231H44ZM73 229V230H72ZM87 229V230H85ZM96 229V230H95ZM98 229V230H97ZM142 229V230H141ZM147 229V230H146ZM150 229V230H149ZM177 229V230H176ZM14 230V231H13ZM16 230L19 232H16ZM28 230V231H27ZM38 230V232H37ZM43 230V231H42ZM51 230V231H50ZM85 230V231H84ZM12 231V232H11ZM20 231H23L20 233ZM26 231V232H25ZM41 231V232H39ZM71 231H74L71 232ZM89 231V232H88ZM93 231V232H92ZM98 231V232H97ZM124 231V232H123ZM133 231V232H132ZM189 231V232H188ZM25 232V233H24ZM45 233L46 235H43L42 234ZM49 232V235H47ZM61 232V233H60ZM80 233L84 239H82V236L79 235ZM86 233L84 235V233ZM101 232H102V235H101ZM107 232H109L107 234ZM196 234L194 236L193 233ZM9 233V235H8ZM13 233H16V234H13ZM30 234L27 236V234ZM32 233V234H31ZM35 233V234H34ZM39 233V234H38ZM78 233V234H77ZM94 233V234H93ZM100 233V234H99ZM104 233V235H103ZM112 233V234H111ZM132 233V234H131ZM136 233V234H135ZM15 236H12V235ZM51 234V235H50ZM53 234V235H52ZM64 234V235H63ZM76 234V235H75ZM128 236H127V235ZM190 234V235H189ZM264 235V232L262 233ZM8 235V236H7ZM21 237H20V236ZM24 235V237H22ZM43 235V236H42ZM59 236H62L64 239H66L67 237L70 238V235H71V238H67L66 240H64L62 237H58ZM74 235V241H73V236ZM79 235V236H78ZM97 235V236H96ZM106 235V236H105ZM139 235V236H138ZM149 235V239H151L153 241V244H152V248L151 247H146V245L144 244V241L146 238H148L147 236ZM199 235V236H198ZM262 235V236H263ZM20 238H19V237ZM35 236V237H34ZM37 236V238H36ZM40 236V237H39ZM52 237L50 238V241H49V237ZM56 236V237H55ZM90 236V237H89ZM95 236V237H94ZM109 236V237H108ZM136 236V237H135ZM174 236V237H173ZM193 236V237H192ZM201 236V237H200ZM207 236V237H206ZM222 235H218V237L220 238H223V236L221 237ZM18 237V240L16 239ZM29 237H31V240L29 239ZM47 237V239H46ZM66 237V238H65ZM78 239V237H80L79 239L80 240H77L76 238ZM93 237V239H92ZM98 237V238H97ZM102 240H101V238ZM105 237V238H104ZM130 237V238H129ZM144 237L145 239H142ZM190 237V238H189ZM204 237V238H203ZM217 237V238H218ZM264 237V236H263ZM11 238V239H9ZM34 238V239H33ZM59 238V239H58ZM88 238V239H87ZM138 238V239H137ZM140 238V239H139ZM159 238V239H157ZM194 238V239H193ZM203 238V239H202ZM210 238V239H209ZM7 239V242H5V240ZM15 239V240H13ZM87 239V240H86ZM124 239V242L122 241ZM128 239V240H127ZM135 239V240H134ZM193 239V240H192ZM200 239V240H199ZM206 239L209 241H206ZM11 242H10V241ZM35 240V241H36ZM55 245H52L53 243ZM59 242H58V241ZM64 240L65 241V244L64 242L62 241ZM85 240V242H84ZM96 240V241H95ZM109 240V242H107ZM140 242L138 243L137 242ZM141 240V241H140ZM143 240V241H142ZM158 240V241H157ZM191 240V241H190ZM17 241V242H16ZM48 241V242H47ZM63 243H62V242ZM67 241H70L67 242ZM80 241V243H79ZM85 243V246H84V243ZM91 241V242H90ZM105 243L104 245L100 246L101 244H103V242ZM106 241V242H105ZM128 241V242H127ZM131 241V242H130ZM161 241V242H160ZM188 241V242H187ZM196 244H199V247L202 246V247H198V245H195ZM199 241V242H198ZM200 241L201 243L203 244H200ZM206 241V242H205ZM9 242V243H8ZM16 242V244L14 243ZM51 242V243H50ZM73 242H75L73 244ZM111 242V243H110ZM126 242V243H125ZM132 244V247L130 245V243ZM136 242V243H135ZM177 242V243H176ZM208 242V243H207ZM6 243V244H5ZM13 245H12V244ZM50 243V245H49ZM60 243V244H59ZM62 243V244H61ZM69 243V245L67 244ZM78 243H79V247L78 246ZM82 243V244H81ZM125 243V244H124ZM129 243V244H128ZM180 243V244H179ZM10 247H8V245ZM57 244V245H56ZM71 244V245H70ZM75 246H73V245ZM81 244V245H80ZM92 244V245H91ZM94 244V245H93ZM124 244V245H123ZM136 246H135V245ZM138 244L140 246H138ZM143 244V246L141 247V245ZM156 244V245H155ZM159 244V245H158ZM186 244V245H185ZM6 245H7V248H6ZM51 246V247H48V246ZM63 245V246H62ZM68 245V248L65 246ZM91 245V246H90ZM107 245V246H106ZM134 245V246H133ZM154 245V246H153ZM60 246V247H59ZM73 246V247H72ZM84 246V247H82ZM90 246V247H89ZM106 246V248L104 247ZM122 246V247H121ZM125 246V247H124ZM127 246V247H126ZM137 246L139 249H137ZM156 246V247H155ZM164 246V248H163ZM184 246V247H183ZM204 246V247H203ZM206 246V247H205ZM209 246V247H208ZM53 247H57L56 249L58 250H54ZM59 247V248H58ZM72 249H71V248ZM78 249H77V248ZM82 247V248H81ZM128 247H131L132 250H131V253H130V249ZM136 250H134L135 248ZM175 247V248H174ZM179 247V248H178ZM189 247V248H188ZM197 249H196V248ZM9 249H13L12 251L11 250H8ZM50 248L53 250H50ZM62 248L66 249V250H63ZM76 249V252H78V255H79V252H80V255L82 256V258L80 256L77 255V259L80 258L78 261H76L77 259L75 258V250ZM97 248V249H96ZM102 248H104L102 250ZM123 248V249H122ZM134 248V249H133ZM140 248L141 249H145L147 248V252L145 250H142L140 251ZM178 248V249H177ZM192 248V249H191ZM203 248V250L201 249ZM85 249V250H84ZM116 249H118L116 251ZM126 249V250H125ZM128 249V250H127ZM149 249V250H148ZM156 249V250H155ZM158 249V250H157ZM165 249V250H164ZM174 249V250H173ZM201 249V250H200ZM206 249V250H204ZM63 250V251H61ZM68 250H71L70 253ZM74 250V252L72 251ZM81 250V251H80ZM108 250V251H107ZM121 250V251H120ZM125 250V251H123ZM134 250V251H133ZM140 252H139V251ZM150 250H153L152 252ZM179 250V251H178ZM186 250V251H185ZM188 250V251H187ZM192 250V251H191ZM195 250V251H194ZM11 251V252H10ZM52 251V252H51ZM56 251V252H55ZM65 251V252H64ZM95 251V252H94ZM119 251V252H118ZM123 251V253H122ZM127 251H128V255L129 256H124V255H127ZM146 252V253H143ZM148 251L151 253H148ZM162 251V252H161ZM200 251V252H199ZM10 252V253H9ZM55 252V253H54ZM61 255H60V253ZM64 252V253H63ZM82 252V254H81ZM104 252V253H103ZM108 252V254H107ZM118 252V253H117ZM135 252H138V253H135ZM158 252V253H157ZM170 252V253H169ZM182 252V253H181ZM196 252V255L195 253ZM197 252H199L201 255V257L199 256V254H197ZM3 253L5 256H3ZM9 253V254H8ZM58 253V254H57ZM66 253V254H65ZM101 253V254H100ZM114 253V255H113ZM122 253V254H121ZM142 253V254H141ZM160 253V254H159ZM177 253V254H176ZM203 253V254H202ZM59 256H57V255ZM117 254V255H116ZM119 254V255H118ZM130 254H134L136 256V254H139L137 255L136 257H131ZM144 254V255H143ZM158 254V255H157ZM172 254V255H171ZM194 254V255H193ZM67 255L68 257H65ZM104 255H105V258H104ZM123 255V260H122V256ZM143 257H142V256ZM147 255V256H146ZM160 255V256H159ZM182 255V256H181ZM188 255V256H187ZM190 255V256H189ZM203 255V256H202ZM36 255H33V260L32 262H35L38 260L39 261V264H44V262L41 263V259H40V255H37L38 258H35ZM64 256V257H63ZM69 256H71L69 258ZM95 256V257H94ZM119 256L120 259H117ZM141 256V257H140ZM145 256V257H144ZM158 256V257H157ZM171 256V257H170ZM195 256H197L198 258H196ZM4 257V258H3ZM72 257H74L72 259ZM111 257V258H110ZM117 257V258H116ZM139 257V258H138ZM148 257V258H147ZM161 257V258H160ZM163 257V258H162ZM180 257V258H179ZM187 257V259L189 260H184L183 258ZM200 257V258H199ZM204 257V258H203ZM57 258V259H56ZM58 258L60 260H58ZM64 258V259H63ZM94 258V259H93ZM113 258H115L113 260ZM130 260H129V259ZM147 258V260H146ZM178 258V261L180 263H178L177 259ZM196 258V259H195ZM4 259V260H3ZM65 259H69V261L65 260ZM72 259V260H70ZM76 259V260H75ZM117 259V260H116ZM129 260V261H126V260ZM135 259V260H133ZM140 262H139V260ZM170 259V260H169ZM173 259V260H171ZM175 259V260H174ZM181 259V261H180ZM182 259L187 263H184V261H182ZM194 259V260H193ZM201 259V260H199ZM143 260V261H142ZM154 260V262H153ZM158 260V261H157ZM199 260V261H197ZM38 261L35 263L37 264ZM67 261V262H66ZM86 261V263H85ZM106 261V263H105ZM121 261V262H120ZM123 261V262H122ZM136 263H134V262ZM147 261V262H146ZM174 261H177L176 263ZM189 261V262H188ZM196 261L198 263H196ZM0 261V264L2 263ZM70 262V263H69ZM74 262V263H73ZM76 262V263H75ZM119 262V263H118ZM138 262V263H137ZM153 262V263H152ZM183 262V263H182ZM215 261H209V264H214ZM244 264H251L250 261H244Z\"/></svg>",
    "mask_w": 264,
    "mask_h": 264
},
{
    "label": "bare ground",
    "instance_id": "2",
    "mask_svg": "<svg viewBox=\"0 0 264 264\" xmlns=\"http://www.w3.org/2000/svg\"><path fill=\"white\" fill-rule=\"evenodd\" d=\"M54 1V0H53ZM58 2H60L59 0H57ZM57 1H55V2H53V4L55 3V4H57L58 6H59V4H58V2ZM61 1H63V3H64V1L65 0H61ZM78 1V0H77ZM81 1V0H80ZM94 0H92V2H93ZM97 1V0H96ZM146 0H100V3H99V0H98V2L97 3H99V4H97V6L100 8V11H105V13H107L108 14V12H106V9L108 8V10L107 11H110V10H112L111 11V13H109L107 16H105L106 17V19H108V20H110L108 23L110 24L111 23V21L113 22L114 20H119L120 22L122 21H125V22H127V25H131V26H133V28H134V26H136V25H138L139 24V22H141V24H143L142 23V21H141V19L142 18H144V15H142V13L143 14H145L146 15V13H144L143 12V7H142V2L144 3ZM148 1V0H147ZM159 1H161V0H159ZM162 1H165V0H162ZM167 1V0H166ZM172 1V0H171ZM178 1V0H177ZM195 1V0H194ZM223 1V0H222ZM57 2V3H56ZM68 2V1H67ZM76 2V1H75ZM86 2V1H85ZM174 2H175V0H174ZM173 2V3H174ZM201 3H202V1H200ZM227 2V1H226ZM62 3V4H63ZM78 2H76V4H77ZM94 3H95V1H94ZM169 3V1L166 3L165 2V4H163V6H161L162 7V10L164 11V13L165 14H167L168 12H171L170 10H172V7H171V9H170V6L171 5H169L168 4ZM171 3V2H170ZM200 3V4H201ZM219 3H220V0H219ZM219 3L218 2H216L215 0H207L205 3H204V6L201 8V10H203V15H202V17L200 18L201 19V21H202V19H203V21L205 22V23H203V25L205 24V26H206V37H204L205 39H204V41L202 40V42L204 43V44H201L202 46H199V47H202L203 48V45L204 46H206L208 49H210V51H211V55L209 56V59L207 58V60H210V61H208V62H211V63H215V64H218L219 65V63H221V59H222V54H223V51H226L225 50V47H228V46H231L230 48L232 49L231 51V53H232V56H233V54H234V56H236V62L238 61V62H240L239 64L240 65H242V64H244V66H245V64H248V63H251L252 61H254L255 59H254V57H256V56H254V55H251V56H254V57H250L249 55V57H250V59L249 58H247V61L246 62H244L243 63V58H246V56L245 57H243V55H244V53H243V51L244 50H242V49H239V47H241V45H243V44H241L240 46H238V44H235V42H234V45H233V41H236V39L234 40L233 38L235 37L236 38V36H237V39H238V36L242 33V31L241 30H243V31H245V30H247V28H249L248 27V22L247 21H249L250 19H252V18H250L248 15H245V16H248L250 19L248 20L247 18H244V21L243 22H241V21H239L240 19H241V17H240V19L238 20V22H239V28H238V26H237V28H236V30L234 29V31H232V32H230L229 33V31H227L228 33L227 34H225L224 32L225 31H221L219 28H217V26L219 25L218 23H220L221 21L222 22H227L228 20H224V18H227V16H226V14H225V16H223V12H224V10L222 9L223 8V6L222 5H219ZM222 3V2H221ZM61 4V3H60ZM61 4V5H62ZM66 4V3H65ZM65 4H63L64 6H65ZM71 4V3H70ZM96 4H93V6L94 5H96ZM108 4H109V6H108ZM111 4V5H110ZM203 4V3H202ZM223 4V3H222ZM232 4V3H231ZM62 5V6H63ZM67 6L69 5L68 3L66 4ZM72 6H73V4H71ZM84 5H85V3H84ZM88 5V4H87ZM92 5V4H91ZM146 5V4H145ZM158 5H159V2H158ZM176 5V4H175ZM224 5H225V3H224ZM228 4H226L225 5V7L227 6ZM63 6V7H64ZM70 6V5H69ZM68 6V7H69ZM72 6H70V7H72ZM86 6V5H85ZM97 6H95V7H97ZM160 6V5H159ZM158 6V7H159ZM173 6V5H172ZM222 6V7H221ZM53 7V6H52ZM55 7H57V6H55ZM77 7V6H76ZM87 7V6H86ZM92 7V6H91ZM107 7V8H106ZM199 7V6H198ZM224 7V8H225ZM232 8H233V6H231ZM58 8V7H57ZM147 8V7H146ZM146 8L144 9V10H146ZM174 8V7H173ZM227 8H228V6H227ZM60 9H62L61 7H60ZM74 9V6H73V8L71 9V11ZM76 9V8H75ZM83 9H85V7H83ZM158 9V8H157ZM198 9V8H197ZM59 10V9H58ZM64 10V9H63ZM65 10H67L66 8H65ZM87 10V9H86ZM89 10H91V9H89ZM95 10H96V8H95ZM161 10V11H162ZM227 10V12H228V10H230L229 8L228 9H226ZM225 10V11H226ZM234 10V9H233ZM62 11V10H61ZM60 11V12H61ZM84 11V10H83ZM97 11H99V10H97ZM97 11L95 12V13H97ZM99 11V12H100ZM159 11V10H158ZM157 10H156V12H158ZM175 11V10H174ZM65 12V11H64ZM74 12H76V10L74 11ZM91 12V11H90ZM94 12V11H93ZM123 12V13H122ZM199 12V11H198ZM226 12V13H227ZM232 12V11H231ZM230 12V13H231ZM103 13V12H102ZM174 12H171V14H173ZM195 13V12H194ZM193 13V14H194ZM202 13V12H201ZM234 13V12H233ZM232 13V14H233ZM236 13V12H235ZM240 13V12H239ZM59 14V13H58ZM93 14V13H92ZM91 14V15H92ZM98 14V13H97ZM96 14V15H97ZM147 14H149V13H147ZM158 14V13H157ZM161 14V13H160ZM159 14V18H160V15ZM165 14H163V15H165ZM68 15V14H67ZM67 15H66V17H67ZM102 14L100 13V15H99V17L101 16ZM155 15V14H154ZM180 15V14H179ZM227 15H228V13H227ZM256 15V14H255ZM74 16V15H73ZM86 15H84V17H85ZM98 16V15H97ZM104 16V15H103ZM158 16V15H157ZM168 16V15H167ZM171 16V15H170ZM173 16V15H172ZM174 16H177V15H175V13H174ZM194 16V15H193ZM197 16V15H196ZM199 16V15H198ZM230 16H232V15H230ZM229 16V17H230ZM234 16V15H233ZM241 16H243V15H241ZM61 17V16H60ZM72 17V16H71ZM78 17V16H77ZM154 17H156V15L154 16ZM161 17H163V16H161ZM166 17V16H165ZM228 17V18H229ZM82 18V17H81ZM86 18V17H85ZM93 18V17H92ZM96 18V17H95ZM102 18V17H101ZM101 18H99L98 19V17H97V19H94V21H97L98 20V22H99V20L101 19ZM146 18V17H145ZM144 18V19H145ZM150 18V17H149ZM197 18V17H196ZM199 18V17H198ZM227 18V19H228ZM233 17H231V19H232ZM237 19H238V17H236ZM236 18H233V19H236ZM78 19V18H77ZM76 19V20H77ZM147 19H148V17H147ZM156 19V18H155ZM157 19H158V17H157ZM193 19V18H192ZM191 19V20H192ZM194 19H195V17H194ZM200 19L198 20L199 22V24H201L200 23ZM232 19V20H233ZM255 19V18H254ZM261 19V18H260ZM85 20V19H84ZM105 20V19H104ZM143 20V19H142ZM149 21H150V19H148ZM176 20V19H175ZM175 20H173L172 19V17H167L166 19L165 18H161L159 21H157V22H159L158 24H156V25H158V29L156 30L158 33H156V35L158 34L159 36L157 37V38H155V39H159V41H160V39H162L163 41L164 40H166L165 41V43H164V45L162 44L163 43V41H160V42H162L161 44L163 45V46H161V47H164V50L166 49L167 51H169L170 53H172V55H170V56H172L174 59H175V57H176V53H178V51H185V53L186 52H188L187 50H188V48H191V47H183L182 45H183V43L182 42H180V43H182L181 45H180V43L179 44H177V40H176V36H178V35H176V31L178 30H176L175 28H174V26H173V23H172V21H175ZM197 20V19H196ZM230 20V19H229ZM231 20V21H232ZM243 20V19H242ZM106 21V20H105ZM144 21V20H143ZM145 21H147V20H145ZM149 21H147V23L149 22ZM178 21V20H177ZM181 21V20H180ZM234 21V20H233ZM232 21V22H233ZM252 21V20H251ZM258 21H260L259 19H258ZM257 21V22H258ZM98 22H95V23H97L98 24ZM103 23H104V21H102ZM115 22V21H114ZM152 22V21H151ZM197 22V21H196ZM241 22V23H240ZM250 22V21H249ZM254 22H256V21H254ZM254 22H253V24H254ZM129 23V24H128ZM153 23H154V21H153ZM229 22H227L226 24H228ZM231 23V22H230ZM236 23H237V21H236ZM252 23V22H251ZM260 23H261V21H260ZM104 24H106V23H104ZM104 24H103V26L102 27H104ZM118 24H120L119 22H118ZM118 24H116L117 26H119ZM141 24H139V25H141ZM146 24V23H145ZM175 24V23H174ZM198 24V25H199ZM218 24V25H217ZM221 24V23H220ZM234 24V23H233ZM252 24V25H253ZM258 24V23H257ZM256 24V25H257ZM261 24H264V22L263 23H261ZM260 24V25H261ZM101 25V24H100ZM112 25V24H111ZM122 25V24H121ZM152 25V24H151ZM150 25V26H151ZM177 25V24H176ZM176 25H175V27H176ZM190 25V24H189ZM193 25V24H192ZM197 25V26H198ZM225 25V24H224ZM232 25V24H231ZM237 25V24H236ZM236 25H234V26H236ZM255 25V24H254ZM253 25V26H254ZM124 26H125V24H124ZM130 26V27H131ZM178 26V25H177ZM201 27H202V25H200ZM199 26V27H200ZM204 26V27H205ZM233 26V25H232ZM100 27V26H99ZM113 27H114V25H113ZM121 27V26H120ZM137 27V26H136ZM140 27V26H139ZM142 27H145V25H143ZM181 27V26H180ZM195 28H197L196 27V25L194 26ZM251 28H252V26H250ZM262 27H263V25H262ZM108 28V27H107ZM118 28V27H117ZM147 29H148V26L146 27ZM154 30L156 29V27L154 28V25H153V27H152ZM178 28V27H177ZM230 27H229V24H228V28L225 26V29H229ZM235 28V27H234ZM250 28V29H251ZM113 29H115V28H113ZM121 29V28H120ZM122 29H124V27L122 26ZM128 29H129V27H128ZM143 29H145V28H143ZM142 29V32H144L145 30H143ZM146 29V30H147ZM180 29V28H179ZM204 29V28H203ZM224 29V28H223ZM224 29V30H225ZM252 29H254V31H255V28H252ZM257 29V28H256ZM258 29H259V27H258ZM138 30V29H137ZM153 30V31H154ZM195 30V29H194ZM205 30V29H204ZM229 30H231V29H229ZM261 30L264 32V29H262L261 28ZM121 31H123V30H121ZM149 31H152V30H149ZM200 31H202V30H200ZM200 31L198 32V30H197V32L198 33H200ZM249 31V30H248ZM253 31V30H252ZM119 32V31H118ZM129 32V31H128ZM133 32H135V31H133ZM138 32H139V30H138ZM142 32H140V34L142 33ZM146 32V31H145ZM187 32V31H186ZM196 32V33H197ZM249 32H251V30L249 31ZM262 32V33H263ZM147 33V32H146ZM150 33V32H149ZM154 33V32H153ZM177 33H178V31H177ZM196 33H195V35H196ZM253 33V32H252ZM252 33H249V35L250 34H252ZM259 33V32H258ZM261 33V32H260ZM261 33V34H262ZM102 35L104 34V33H101ZM100 34V35H101ZM106 34V33H105ZM134 34V36H135V33H133ZM139 34V33H138ZM139 34V35H140ZM144 34V33H143ZM202 34V33H201ZM203 34H205V33H203ZM202 34V35H203ZM264 34V33H263ZM101 35V36H102ZM107 35V34H106ZM142 35V34H141ZM140 35V36H141ZM146 35V34H145ZM151 35H153V34H150L149 36H151ZM155 35V34H154ZM183 35V34H182ZM182 35H179V36H182ZM199 35V34H198ZM201 35V36H202ZM244 35H245V33H244ZM248 35V34H247ZM247 35H246V37H247ZM129 36V35H128ZM147 36V35H146ZM184 36V35H183ZM241 36V35H240ZM254 36V35H253ZM115 37V36H114ZM185 37V36H184ZM187 37H188V35H187ZM192 37V36H191ZM190 37V38H191ZM199 37V36H198ZM94 38V37H93ZM117 38V37H116ZM145 38V37H144ZM180 37H178V39H179ZM182 38V37H181ZM243 38H245V36L243 37ZM256 38V37H255ZM259 38V37H258ZM257 38V39H258ZM98 39V38H97ZM103 39V38H102ZM106 39V38H105ZM153 39V38H152ZM185 39V38H184ZM187 39V38H186ZM201 39V38H200ZM203 39V38H202ZM232 39H233V41H232ZM240 39H242L241 37H240ZM245 39H247V38H245ZM248 39H249V37H248ZM247 39V40H248ZM94 40V39H93ZM92 40V41H93ZM149 40V39H148ZM192 40V39H191ZM256 40V39H255ZM263 40V39H262ZM97 42H98V40H96ZM126 41V40H125ZM152 41V40H151ZM153 41H154V39H153ZM156 42H157V40H155ZM154 41V42H155ZM184 41V40H183ZM193 41V40H192ZM240 41V40H239ZM243 41H246V40H244L243 39ZM249 41V40H248ZM252 41H253V39H252ZM143 41H141V43H142ZM200 42V41H199ZM241 42H242V40H241ZM91 43V42H90ZM119 43V42H118ZM127 43H128V41L126 42V45H127ZM133 43V42H132ZM131 43V44H132ZM137 43V42H136ZM139 43V42H138ZM157 43H159V42H157ZM201 43V42H200ZM238 43H240V42H238ZM245 43V42H244ZM246 43H247V41H246ZM262 43V42H261ZM104 44V43H103ZM107 44V43H106ZM129 44H130V42H129ZM147 44V43H146ZM160 44V43H159ZM189 44H190V42H189ZM247 44H249V43H247ZM247 44H246V46H247ZM86 45V44H85ZM125 45V46H126ZM144 45V44H143ZM152 45H153V43H152ZM184 45H186V44H184ZM199 45V44H198ZM235 45H237V47L235 46ZM264 45V44H263ZM76 46V45H75ZM82 46V45H81ZM84 46V45H83ZM98 46V45H97ZM103 46V45H102ZM128 46V45H127ZM126 46V47H127ZM130 46V48H128V49H130V51L132 50L131 49V46H133V45H129ZM135 46V45H134ZM133 46V47H134ZM159 46V47H160ZM187 46V45H186ZM195 46H196V44H195ZM250 46V45H249ZM255 46V45H254ZM101 47V46H100ZM122 47V46H121ZM125 47V48H126ZM132 47V48H133ZM150 48H151V46H149ZM148 47V49L150 50V48ZM153 47L154 48H157V47H155L154 45H153ZM193 47V46H192ZM197 48H199L198 46H196ZM243 47V46H242ZM251 47V46H250ZM257 47V46H256ZM259 47V46H258ZM75 48V47H74ZM90 48V47H89ZM107 48V47H106ZM139 48V47H138ZM137 48V50H139ZM153 48V49H154ZM196 48V49H197ZM202 48H200V49H202ZM247 48V47H246ZM260 48V47H259ZM258 48V49H259ZM78 49V48H77ZM80 49V48H79ZM92 49V48H91ZM104 49V48H103ZM108 49V48H107ZM128 49L126 48V50L128 51ZM152 49V48H151ZM161 49V48H160ZM193 49V48H192ZM199 49V50H200ZM124 50V49H123ZM157 50V49H156ZM155 50V51H156ZM159 50V49H158ZM162 50V49H161ZM198 50V49H197ZM230 50V49H229ZM246 50V49H245ZM257 50V49H256ZM256 50H252V52L253 51H256ZM77 51V50H76ZM129 51V52H130ZM147 51V50H146ZM151 51V50H150ZM204 51H206V50H204ZM209 51V50H208ZM257 51H260V49L259 50H257ZM261 51H262V49H261ZM93 52V51H92ZM102 52V51H101ZM120 52V51H119ZM132 52H133V50H132ZM131 52V53H132ZM144 53L145 51H142L141 50V53ZM165 52V51H164ZM163 52V53H164ZM197 51H195L194 52V54L196 53ZM228 52V51H227ZM247 52V51H246ZM250 52V51H249ZM252 52H251V54H252ZM104 53V52H103ZM122 53V52H121ZM125 53V52H124ZM136 53H138V52H136ZM140 53V52H139ZM138 53V54H139ZM140 53V54H141ZM147 53V52H146ZM190 53H192L193 54V52H192V50H191V52ZM198 53V52H197ZM200 53V52H199ZM226 53V52H225ZM228 53H230V51L228 52ZM228 53H226V54H228ZM230 53V54H231ZM259 53V52H258ZM261 53V52H260ZM259 53V54H260ZM117 54H118V52H117ZM126 54H128V53H126ZM130 54V53H129ZM129 54L127 55V59H129L128 58V56H129ZM133 54H134V52H133ZM140 54H139V56H140ZM145 54V53H144ZM151 54V53H150ZM155 54V53H154ZM161 54V56L163 55V56H165V53L164 54H162V53H160ZM159 54V55H160ZM180 54V53H179ZM184 54V53H183ZM187 54V53H186ZM186 54H184V55H186ZM189 54V53H188ZM187 54V55H188ZM205 54L207 55V53L205 52ZM247 54V53H246ZM253 54H254V52H253ZM105 55V54H104ZM115 55H116V53H115ZM114 55V56H115ZM122 55V54H121ZM125 55V54H124ZM132 55V54H131ZM134 55H136V54H134ZM142 55V54H141ZM149 55V54H148ZM181 55H182V53H181ZM180 55V56H181ZM184 55H182V57L184 56ZM186 55V56H187ZM190 55V54H189ZM188 55V56H189ZM224 56H225V54H223ZM112 56V55H111ZM119 56V55H118ZM118 56L115 58V57H110L109 58V54H108V62L106 61L105 62V64L107 63V65H109V66H107L108 68H110L109 70L110 71H112V78L114 79L113 81H115L114 83V85H113V83H112V85H111V83H110V80L109 79H111V76L110 75H108V76H110V78H108V84L105 86L106 88H104V86H103V88L105 89V91L108 93V95L110 96V98H111V104H110V102L109 101H105L108 105H110V106H108V105H106L105 104V102L103 103L104 105H106V106H108L107 108H108V111L110 112V110L111 111H115L117 108L119 109L123 104H122V100H121V97H122V95H124V94H122L123 92H122V87H120L119 85L122 83H120V81H119V83H118V80H121L120 79V74H119V72L121 71H119L117 68H118V66H116V64L117 63H119L118 62V60H119V58H118ZM151 56H153V54L151 55ZM162 56V57H163ZM167 56H168V54H167ZM194 56V55H193ZM202 56H203V54H202ZM120 57H122V56H120ZM124 57V56H123ZM130 57V56H129ZM132 57V56H131ZM135 57V56H134ZM146 57H148V56H146ZM145 57V58H146ZM155 57V56H154ZM160 57V56H159ZM169 57V56H168ZM178 57V56H177ZM190 57H192L191 55H190ZM198 57H199V55H198ZM208 57V56H207ZM226 57H229L228 55H226ZM243 57V58H242ZM105 58V57H104ZM107 58V57H106ZM135 58H137V55H136V57ZM141 58H144V57H140V59ZM148 58H151V60L153 59V57H148ZM165 58V57H164ZM172 58V59H173ZM181 58V57H180ZM187 58V57H186ZM199 58H201V57H199ZM230 58V57H229ZM228 58V60H231V59H229ZM235 58V57H234ZM241 58H242V60H241ZM257 58H258V56H257ZM262 58V57H261ZM121 59H123V58H121ZM127 59H126V63L128 64V62H127ZM133 59V58H132ZM138 59V58H137ZM147 59V58H146ZM157 59H160V58H158L157 57ZM165 59H168V58H165ZM171 59V60H172ZM191 59V58H190ZM189 59V60H190ZM194 59V58H193ZM206 59V58H205ZM224 59V58H223ZM153 60H155V58L153 59ZM183 60H184V58H183ZM195 60H196V58H195ZM199 60V59H198ZM246 60V59H245ZM44 61V60H43ZM123 61V60H122ZM136 61V60H135ZM140 61V60H139ZM155 61H157V60H155ZM164 61V60H163ZM177 61H178V59H177ZM185 61V60H184ZM202 61V60H201ZM225 61V60H224ZM223 61V62H224ZM234 62L235 60H231V62ZM242 61V62H241ZM256 61L258 62V61H260L259 60V58H258V60L256 59ZM255 61V62H256ZM262 61H263V59H262ZM261 61V62H262ZM103 62V61H102ZM121 62V61H120ZM169 62V61H168ZM167 62V63H168ZM172 63H173V60L171 61ZM174 62H175V60H174ZM205 62V61H204ZM260 62V63H261ZM150 63V62H149ZM151 63L153 64L154 62H152L151 61ZM157 63V62H156ZM161 63H163L162 61H160V62H158V64H161ZM164 63H166L165 61H164ZM163 63V64H164ZM166 63V64H167ZM187 63H188V61H187ZM196 63V62H195ZM211 63H209V64H207V65H211ZM123 63L121 62V65H122ZM129 64H130V62H129ZM140 64V63H139ZM151 64V65H152ZM163 64H161V65H163ZM169 65H170V63H168ZM192 64V63H191ZM199 64V66L201 65L200 64V62L198 63ZM197 64V65H198ZM204 63L202 62V65H203ZM206 64V63H205ZM222 64V63H221ZM220 64V65H221ZM226 64H228V61H227V63ZM226 64L224 65V68H225V66H226ZM234 64V63H233ZM237 65V67L238 68H241V70H243L244 72H246L247 74H249V76H247L246 77V79H244V80H246L247 81V83H248V85H251V86H256L255 87V89H261V86L263 85V83H264V77H263V75H261V74H264V73H261V66H259V67H256L255 68V70H253V72H251L252 71V69H254V68H246V67H243V66H240V65ZM252 64V67H253V62L251 63ZM251 64H250V66H251ZM263 64V66H264V62L262 63ZM42 65H44V64H42ZM120 65V64H119ZM120 65V66H121ZM124 65V64H123ZM156 65V64H155ZM155 65H154V67H155ZM174 65V64H173ZM180 65V64H179ZM206 65V66H207ZM214 65V64H213ZM219 65V66H220ZM231 65V64H230ZM235 65H236V63H235ZM249 65V64H248ZM257 65H259V64H257ZM261 65V64H260ZM158 66H160V65H158ZM158 66H156V68L155 69H157V67ZM166 66V65H165ZM171 66V65H170ZM177 66V65H176ZM184 66V65H183ZM198 66V67H199ZM247 66V65H246ZM107 67H106V70H107ZM127 67V66H126ZM138 67H140V66H138ZM142 67V66H141ZM140 67V68H141ZM151 67V66H150ZM163 67H164V65L162 66V69H163ZM168 68H170L169 66H167ZM197 67V68H198ZM203 67H205L204 65H203ZM202 67V68H203ZM208 67V66H207ZM211 67V66H210ZM229 67V66H228ZM231 67V66H230ZM235 67V66H234ZM121 68V67H120ZM119 68V69H120ZM130 68H132V67H130ZM130 68H126V69H129L130 70ZM146 68V67H145ZM147 68H149V67H147ZM153 68V67H152ZM161 68V67H160ZM172 68H174V66L172 67ZM179 68V67H178ZM202 68H201V70H202ZM216 68V67H215ZM219 68V67H218ZM227 68V67H226ZM263 68V67H262ZM123 69H125V68H122V72H124L123 71ZM159 69V68H158ZM171 69V68H170ZM189 69V68H188ZM233 69V68H232ZM234 69H237L236 67L234 68ZM108 70V71H109ZM137 70H138V68H137ZM145 70V69H144ZM165 70H167V68L165 69ZM169 70V69H168ZM185 70V69H184ZM219 70V69H218ZM263 70V69H262ZM16 71V70H15ZM126 71V70H125ZM128 71V70H127ZM151 70H149V72H150ZM152 71H155V70H153L152 69ZM157 71V73H158V70H156ZM159 71H160V69H159ZM162 71V70H161ZM170 71V70H169ZM178 71V70H177ZM180 71V70H179ZM186 71V70H185ZM184 71V72H185ZM236 71H238V69L236 70ZM130 72V71H129ZM133 72H134V69H133ZM133 72H132V76H133ZM165 72V71H164ZM195 72V71H194ZM233 72V71H232ZM263 72H264V70H263ZM21 73V72H20ZM111 73V72H110ZM109 73V74H110ZM124 73H126V72H124ZM124 73H121V74H124ZM135 73H138V72H135ZM142 73V72H141ZM143 73H148V72H143ZM142 73V74H143ZM151 73V72H150ZM149 73V75L151 76V74ZM153 73V72H152ZM162 73V72H161ZM218 73V72H217ZM225 73V72H224ZM237 73V72H236ZM108 74V73H107ZM172 74V73H171ZM206 74V73H205ZM244 74V73H243ZM23 75V74H22ZM128 75H130V73L128 74ZM135 75V74H134ZM139 75V74H138ZM138 75H135V76H137V77H139ZM145 75V74H144ZM185 75V74H184ZM209 75V74H208ZM227 75V74H226ZM14 76V75H13ZM12 76V77H13ZM121 76H123V75H121ZM161 76V74L159 75V74H156L155 73V75L153 74V78H149L148 79V81H147V87H148V90L150 89V91H152V92H159L160 90H162L163 88H165V87H163L162 88V86H161V82L163 81V79H161L160 80V77ZM180 76V75H179ZM202 76V75H201ZM218 76V75H217ZM221 76H223V75H221ZM238 76V75H237ZM244 76H245V74H244ZM15 77V76H14ZM20 77V79H21V76H19ZM124 77V76H123ZM140 77H141V75H140ZM145 77V76H144ZM148 77V76H147ZM160 77V78H159ZM170 77V76H169ZM186 77L187 76H184V78L186 79ZM196 77V76H195ZM205 77V76H204ZM210 77V76H209ZM239 78L238 79H240V75L238 76ZM125 78H126V76H125ZM128 78V77H127ZM130 79L132 78L131 77V75H130V77H129ZM142 78H143V76H142ZM177 78V77H176ZM189 78V77H188ZM187 78V79H188ZM192 77L190 76V79H191ZM200 77H198L197 76V79H199ZM219 78H221V77H218V79ZM223 78L224 79H226L225 78V76H223ZM241 78H242V74H241ZM244 78V77H243ZM16 79V78H15ZM19 79V78H18ZM18 79H16V80H18ZM135 79H137V78H135ZM189 79V80H190ZM193 79V78H192ZM197 79H194V81H193V83L195 82L196 83V81H198ZM205 79V78H204ZM217 79V80H218ZM233 79H234V77H233ZM237 79V80H238ZM15 80V81H16ZM99 80V79H98ZM106 81H107V79H105ZM125 80H127V79H125ZM139 80H140V78H139ZM142 80V79H141ZM143 80H144V78H143ZM170 80V79H169ZM176 80V79H175ZM188 80V81H189ZM196 80V81H195ZM203 80V79H202ZM206 80V79H205ZM204 80V81H205ZM215 80V79H214ZM243 80V79H242ZM19 81V80H18ZM104 81V80H103ZM112 81V80H111ZM122 81H123V79H122ZM136 81V80H135ZM146 81V80H145ZM176 81H178V80H176ZM179 81H180V79H179ZM204 81H203V83H204ZM208 81H209V79H208ZM219 81H222V82H224L223 81V79L222 80H219ZM229 81V80H228ZM240 81V80H239ZM105 82V81H104ZM103 82V84H105ZM124 82V81H123ZM127 82V81H126ZM144 82V81H143ZM171 82V81H170ZM175 82V81H174ZM189 82H191V81H189ZM199 82V81H198ZM200 82H201V79H200ZM206 82H207V80H206ZM210 82V81H209ZM215 81H213V83H214ZM218 82V81H217ZM217 82H215V83H217ZM227 82V81H226ZM236 82V81H235ZM16 83V82H15ZM20 82H18V84H19ZM21 83H22V81H21ZM184 83H185V80H184ZM188 82L186 81V85H189V84H187ZM201 84V85H204V84ZM211 83V82H210ZM225 83V82H224ZM242 83H244V82H242L241 81V84ZM23 84V83H22ZM136 84V83H135ZM145 84V82H144V85H146ZM200 84V83H199ZM208 84V82L206 83V85ZM222 83L220 82V86L217 88V89H219V90H214L213 88H211V90H210V93L209 94H205V96H203L204 98L203 99H200L199 98V100H201L200 101V103L198 104V106H191V108L190 109H188L189 110V114L188 115H192V116H197L198 118H202V119H206V123L203 121V120H201V121H203V123H205L206 124V126L208 125V126H211V127H213L214 129L216 128V127H218L219 128V125L217 126V124H218V122H219V120H221L222 122L220 123V124H222L220 127L222 128V126H223V124H225V123H223V122H225V121H223L221 118H219V120L217 119V117L216 116H218V115H216V114H214L215 112L214 111H216V109H219V108H222L223 109V106H225V105H229L230 106V104H228L227 103V101H229V99H228V94L230 93V90L232 91V90H234V89H230L229 90V87L230 86H227L228 84L226 83V87L228 88H226L224 85H223V87H222V85H221ZM239 84H240V82H239ZM238 84V85H239ZM23 85H25V84H23ZM22 85V86H23ZM99 85V84H98ZM138 85V84H137ZM140 85V84H139ZM162 85H163V82H162ZM166 85H168V84H166ZM172 85H174V83L172 84ZM171 85V86H172ZM175 85H177V87L175 86V87H173L174 89L175 88H178V84H175ZM196 85H197V83H196ZM195 85V87L198 89V87H199V85H198V87ZM204 86V87H206L207 89H208V85L207 86ZM214 85V84H213ZM232 85V84H231ZM235 85V84H234ZM238 85H237V87H238ZM243 85V84H242ZM242 85H240V87L242 86ZM246 85V84H245ZM245 85H244V87H245ZM19 86H21V85H19ZM28 86V85H27ZM121 86H124V85H122L121 84ZM131 86V85H130ZM164 86H165V83H164ZM185 86V85H184ZM190 86V85H189ZM192 86H193V84H192ZM209 86H210V84H209ZM215 86V85H214ZM214 86H211V87H214ZM251 86H249L250 88H251ZM23 87H25V86H23ZM142 86H140V88H141ZM167 87V86H166ZM169 87V86H168ZM204 87H202V88H204ZM233 87V86H232ZM246 87H248V86H246ZM264 87V86H263ZM26 88V87H25ZM24 88V89H25ZM29 88V87H28ZM93 88V87H92ZM131 88V87H130ZM130 88H129V90H130ZM139 88V89H140ZM182 88H184V87H182ZM185 88H188V86L187 87H185ZM184 88V89H185ZM193 88V87H192ZM196 88H194V90L196 89ZM206 88H204V89H206ZM254 88V87H253ZM19 89V88H18ZM24 89H23V91H24ZM32 89V88H31ZM102 89V88H101ZM100 89V90H101ZM104 89H102L103 90V92H104ZM136 90H137V88H135ZM134 89V90H135ZM146 89V88H145ZM144 89V90H145ZM167 90L164 92L163 91V93L160 95V93L159 94H157V96L155 95L156 93H153V95H155L156 97H154V96H152V98H153V100H151V99H149L148 101L146 100V102H144L145 100H143V102L142 101H140V103H143L142 105H144V103L145 104H147V105H149V109H151L150 108V106H153V107H155L156 108V110H158L159 111V113H158V111H157V113H158V118L157 119H159L158 121H159V123L160 124H158V126H157V128L159 129V134H166L165 133V131H166V125H168V124H166L168 121H169V117L174 113H172V112H170V111H172V110H168L169 109V106L171 105V104H175L178 100H180V99H178L177 97H176V93L175 92H172V90L173 91H175L174 89H172V90H169L168 88H166ZM196 89V90H197ZM201 89V88H200ZM246 90H248L247 88H245ZM264 89V88H263ZM9 90V89H8ZM16 90V89H15ZM87 90H89V89H87ZM125 90H126V88H125ZM141 90L142 89H140V94H141ZM144 90H142V91H144ZM148 90H146V91H148ZM164 90V89H163ZM192 90V89H191ZM199 90V89H198ZM202 90V94L204 93L203 92V89H201ZM214 90V92H212V93H214V94H212L211 93V91H213ZM27 91V90H26ZM97 91V90H96ZM177 91H178V89H177ZM181 91H183V90H181ZM237 91V90H236ZM236 91H235V93H236ZM251 91H252V88H251ZM256 90H253V92H255ZM260 91V90H259ZM25 92V91H24ZM99 92H102V91H99ZM102 92V93H103ZM136 93H137V91H135ZM187 92V91H186ZM197 92V91H196ZM250 92V91H249ZM252 92V93H253ZM19 93V92H18ZM17 93V94H18ZM21 93V92H20ZM29 93H31V92H29ZM35 93V92H34ZM89 93V92H88ZM105 93V92H104ZM103 93V94H104ZM127 93V92H126ZM131 93V92H130ZM133 93V92H132ZM139 93H137V94H139ZM144 93H145V91H144ZM143 93V94H144ZM183 93H184V91L183 92H181V94L183 95ZM189 93V92H188ZM199 93H201V91H199ZM205 93H208V92H205ZM215 93H217V95H215ZM231 93H233V92H231ZM242 92H240V94H241ZM251 93V92H250ZM250 93H249V96H246V97H250ZM256 93V92H255ZM261 92H259V94H260ZM22 94H24L23 92H22ZM27 94V93H26ZM100 94V93H99ZM146 94V93H145ZM150 94H151V92H150ZM179 94H180V92H179ZM187 94V93H186ZM193 94H195L196 95V93H195V91H194V93ZM193 94H191L190 96L194 99V95ZM237 94H238V92H237ZM239 94V95H240ZM246 94V93H245ZM244 93H243V95L242 96H244L245 95ZM248 94V93H247ZM262 94V93H261ZM260 94V95H261ZM10 95V94H9ZM19 95V94H18ZM31 95V94H30ZM108 95H105L106 97L108 96ZM128 94H126V96H127ZM133 94H129V97L130 96H132ZM152 95V94H151ZM198 96H199V94H197ZM232 95V94H231ZM235 96L234 97H236V94H234ZM239 95L237 96V97H239ZM257 94H255V96H256ZM259 95V96H260ZM24 96V95H23ZM22 96V97H23ZM39 96H40V94H39ZM104 96V95H103ZM144 96V95H143ZM142 96V97H143ZM189 96V97H190ZM194 96V97H193ZM242 96H240V97H242ZM252 96H254V94L252 95ZM258 96V97H259ZM264 96V95H263ZM18 97V96H17ZM33 97V96H32ZM144 97H148V96H144ZM180 97H184V96H180ZM233 97V98H234ZM240 97L239 98H234V99H232V102H233V100H235V106H234V108H237V109H239V107H240V109L239 110H237V112L239 111H241V109L242 108H244L243 106L246 104H248L250 101H248V100H246V98H245V96H244V98H245V101L247 102L248 101V103H245V101H243L244 99H240ZM258 97H256V98H258ZM19 98V97H18ZM35 98V97H34ZM33 98V99H34ZM98 98V97H97ZM101 98H103V97H101ZM109 98V97H108ZM123 98H124V96H123ZM122 98V99H123ZM138 98V97H137ZM141 98V97H140ZM178 100H177V99ZM186 98H187V96H186ZM196 98V97H195ZM252 98V97H251ZM264 98V97H263ZM7 99H8V97H7ZM32 99V98H31ZM36 99V98H35ZM125 99H128L127 97L125 98ZM131 99H134L133 97L131 98ZM131 99H129L128 101H130ZM135 99H136V97H135ZM148 99V98H147ZM188 99V98H187ZM186 99V100H187ZM226 99H227V101H226ZM249 99V98H248ZM253 99V98H252ZM260 99H262V98H260ZM16 100H18V99H16ZM28 100V99H27ZM190 100H191V98H190ZM196 100V99H195ZM251 100V99H250ZM134 101V100H133ZM194 101V100H193ZM197 101H198V98H197ZM262 101V100H261ZM19 102V101H18ZM18 102H16V103H18ZM27 102V101H26ZM98 102H101V101H98ZM131 102H132V100H131ZM130 102V103H131ZM135 102H137V101H135ZM191 102V101H190ZM194 102H196V101H194ZM194 102H192V103H194ZM256 102V101H255ZM255 102H253V100H252V103H255ZM259 102V101H258ZM15 103V102H14ZM40 103V102H39ZM127 103L128 102H126L125 104L127 105ZM139 103V102H138ZM188 104H190L189 102H187ZM251 103V104H252ZM260 103H262V102H260ZM31 104V103H30ZM97 104V103H96ZM132 104H134V102L133 103H131V105ZM178 104V103H177ZM176 104V105H177ZM179 104H181L180 102H179ZM178 104V105H179ZM187 104V105H188ZM195 104V103H194ZM197 104V103H196ZM255 104H257V103H255ZM4 105V104H3ZM22 105V104H21ZM184 105V103H182V106ZM187 105H184V106H187ZM232 105H234V104H232ZM15 106V105H14ZM106 106H103V108H105V110H107L106 109ZM127 106H129V104L127 105ZM134 106V105H133ZM135 106H137L136 104H135ZM134 106V107H135ZM138 106H140V104L138 105ZM137 106V107H138ZM173 107H175L174 105H172ZM171 106V107H172ZM183 106V107H184ZM189 106V105H188ZM260 106V105H259ZM16 107H17V105H16ZM123 107V106H122ZM126 107V106H125ZM125 107H123L124 109H125ZM142 107V106H141ZM172 107V108H173ZM177 108L178 107H180V106H176ZM175 107V109H177ZM225 107H228V106H225ZM242 107V108H241ZM248 107H250V109H251V107L253 108L254 107V105H252V106H248ZM247 107V108H248ZM256 107V106H255ZM110 108V109H109ZM122 108V109H123ZM127 108H129V107H127ZM133 108V107H132ZM136 108V107H135ZM171 108V109H172ZM231 108V107H230ZM232 108H233V106H232ZM263 108V107H262ZM25 108H23L22 110H24ZM27 110H28V108H26ZM40 109V108H39ZM117 109V110H118ZM121 109V108H120ZM142 109V108H141ZM149 109H147V110H149ZM179 109V108H178ZM180 109L182 110V108L180 107ZM1 110V109H0ZM21 110V112H24V111H22ZM31 110V109H30ZM42 110V109H41ZM130 110V109H129ZM128 110V111H129ZM134 110V109H133ZM132 110V111H133ZM138 110V109H137ZM144 110H146L145 108H144ZM174 110V109H173ZM221 109H219V111H220ZM234 109H232V111H233ZM235 110V111H236ZM247 110V111H246ZM248 110L249 109H245V111L244 112H248ZM253 110V109H252ZM255 110H256V108H255ZM255 110H254V112H255ZM153 111H154V109H153ZM152 111V112H153ZM183 111V110H182ZM218 111V112H219ZM224 111V110H223ZM225 111H229V110H225ZM231 111V112H232ZM250 111V110H249ZM261 111H263V110H261ZM5 112V111H4ZM25 112H26V110H25ZM135 111H133V113H134ZM137 112H139V111H137ZM141 112V111H140ZM145 112V111H144ZM177 112V111H176ZM183 112H185V111H183ZM187 112H186V114H187ZM243 112V111H242ZM260 112V111H259ZM15 113V112H14ZM18 113V112H17ZM29 113V112H28ZM39 113H40V111H39ZM110 113H112V114H114L113 112H110ZM148 113V112H147ZM178 113H180V110H179V112ZM177 113V114H178ZM182 113V112H181ZM219 113H222V111H220ZM227 113V112H226ZM235 114H236V112H234ZM241 113V112H240ZM239 113V114H240ZM251 113V115L253 114V112L251 111L250 112ZM258 113V112H257ZM262 113V112H261ZM26 114H27V112H26ZM25 114V115H26ZM30 114V113H29ZM33 114H34V112H33ZM100 114V113H99ZM104 114H106V112L104 113ZM112 114H110V115H112ZM138 114V113H137ZM144 114V113H143ZM143 114H141V115H143ZM152 114V113H151ZM176 114V113H175ZM175 114H174V116H175ZM185 114V113H184ZM184 114H181V115H183V116H179V118H182V117H184ZM225 114V113H224ZM242 114V113H241ZM240 114V115H241ZM244 115L246 114V113H243ZM242 114V115H243ZM255 114V113H254ZM263 114V113H262ZM24 115V117H28V115L27 116H25ZM42 115H44V114H42ZM59 115V114H58ZM64 115V114H63ZM62 115V116H63ZM95 115V114H94ZM101 115V114H100ZM107 115V114H106ZM106 115H105V117L104 118H106ZM115 115V114H114ZM120 115V114H119ZM121 115H123V113L121 114ZM121 115H120V117H121ZM148 115V114H147ZM156 115V114H155ZM155 115H152V116H154V117H156ZM244 115H243V117H244ZM251 115H249V116H251ZM259 115H260V113H259ZM18 116V115H17ZM19 116H20V114H19ZM22 116V115H21ZM41 116V115H40ZM45 116H46V114H45ZM115 116H117V114L115 115ZM124 116V115H123ZM126 116V115H125ZM146 116V115H145ZM173 116V115H172ZM171 116V117H172ZM178 116V115H177ZM186 116V115H185ZM223 115L221 114L220 115V117H222ZM246 116V115H245ZM248 116V117H249ZM258 115H256L255 117H257ZM263 117H264V115H262ZM262 116H258L257 118L258 119H256V120H253V121H255V122H253L254 124H255V126L256 127H252V129L253 128H255V129H251V127H249L250 129H251V132L250 133H253V134H247L246 132L247 131H245L244 130V126H246L247 127V119H243L242 120V118L240 117V119L243 121H241V123H242V125H238V126H240V127H234V126H236L235 124H234V126H231L229 129H226V130H224L223 129V131L221 132V133H218V134H215L217 131L216 130H210L211 132H213V131H215V136L213 137V139H211L210 138V140L208 139V141L210 142V145L206 142V141H204V143L205 144H208V147L210 146V148H211V146H216V143H218V142H220L221 140H222V143H221V145L223 144V143H227L228 142V144H230L232 147H233V149H234V152H232L230 149H229V152H232V153H230V154H228V153H224V159H225V161H227V162H229L230 163V165H231V170L229 171V172H227L226 170L225 171H219V172H216V171H218L219 169V165H222V163L221 164H219V162H216V161H218V159H217V156L215 157V159H217L216 161H213V162H211V163H209V161H207V160H205V161H207L208 163L207 164H202L203 165V168H202V171H201V173H202V176H200V178L201 177H203L204 179V181L206 182V184H204V185H206L207 186V191L208 192H210V191H214V192H217L216 190H219V194H216L215 196H214V198H211V196L210 197H208V194H206L205 193V191H204V193H205V195H207V196H200L199 198H198V201H197V204H198V208H196L195 207V209H197V211H195V212H197V217H198V219L197 220H199V224H200V226H199V228H198V230H196L195 231V229H194V232L196 233V234H200V233H202V234H200V235H203V233H205L204 235H206V234H208V236H211L210 238H212L211 240H210V244H209V249H208V251L206 250V249H204V250H206L207 251V253H206V255L207 256H204L205 257V261H206V263L208 262V264H209V261L211 262V261H215V263L214 264H244V261H250V263L251 264H264V235L262 234L263 232H264V221H257V215H256V213H258L257 211H256V213L254 212V210L256 209H254V210H252L251 208H254V207H251L250 208V201H251V197H253L255 194H257L258 196L256 197V195H255V197L256 198H258V197H260V202H262L263 203V206H264V166L262 165V163H260L261 161H259V158H258V155H259V153H258V155H257V153L256 152H258V151H256L255 149H254V145H253V141H255L257 138H259V137H261V136H264V123L261 125V121L263 120V117ZM13 117H15V116H13ZM29 117H31V116H29ZM47 117V116H46ZM60 117V116H59ZM108 117V116H107ZM110 117V116H109ZM118 117V116H117ZM119 117V118H120ZM150 117H151V115H150ZM153 117V118H154ZM170 117V118H171ZM236 117V116H235ZM234 117V118H235ZM252 117H253V115H252ZM262 117V118H261ZM34 118V117H33ZM124 118V117H123ZM123 118H121V122H122V119ZM126 119H127V117H125ZM124 118V119H125ZM135 118H137V117H135L134 116V119ZM152 118V117H151ZM150 118V119H151ZM174 118L176 119L177 117H173V120H174ZM184 118H186V117H184ZM190 118V117H189ZM191 118H193V117H191ZM197 118V119H198ZM223 118H226V115H225V117H223ZM227 118H230V117H227ZM245 118V117H244ZM21 119H23L22 117H21ZM25 119V118H24ZM35 119V118H34ZM43 119V118H42ZM47 119V118H46ZM107 119V118H106ZM105 119V120H106ZM109 119V118H108ZM107 119V120H108ZM117 119V118H116ZM133 119V118H132ZM155 120L154 121H156V118H154ZM166 119H168V121L166 120ZM188 119V118H187ZM187 119H185V120H187ZM231 119V118H230ZM229 119V120H230ZM237 119V118H236ZM236 119H234V120H236ZM240 119L238 118V120H239V123H240ZM250 119H252V118H250ZM15 120V119H14ZM18 120V119H17ZM31 120V119H30ZM99 120V119H98ZM100 120H101V118H100ZM110 120V119H109ZM114 120H115V118H114ZM151 120H153V119H151ZM151 120H148V123H150V121ZM166 120V122H164ZM172 120V119H171ZM170 120V121H171ZM177 121H178V119H176ZM175 120V121H176ZM182 120H184V119H181V121ZM184 120V121H185ZM189 120H192V119H189ZM189 120L188 121H186V122H188L189 123ZM193 120H195V119H193ZM193 120H192V122H193ZM226 120V119H225ZM233 120V119H232ZM16 121V120H15ZM19 121V120H18ZM28 121V122H27ZM31 121H33V119L31 120ZM31 121H29L28 120V118H27V120H25L24 122H22V123H20V122H18V123H20V125H21V130L22 131H26V130H28V132H30L29 130V126H30V123L29 122H31ZM116 121V120H115ZM124 121V120H123ZM126 121V120H125ZM124 121V122H125ZM135 121H137V120H135ZM157 121V122H158ZM169 121V122H170ZM177 121H176V124H179V123H177ZM184 121H182L183 122V124H184ZM196 121V120H195ZM194 121V123L196 124H193V126H194V128L195 127H197L198 125L197 124H199V123H197V122H195ZM198 121V120H197ZM199 121H200V119H199ZM198 121V122H199ZM200 121V123H202ZM249 121H252V120H249ZM264 121V120H263ZM11 122V121H10ZM36 122V121H35ZM34 122V123H35ZM42 122V121H41ZM108 122V121H107ZM114 122V121H113ZM118 122H119V119H118ZM147 122V121H146ZM178 122H180V121H178ZM182 122H181V124H182ZM231 122L232 121H230V124H231ZM17 123V122H16ZM17 123V124H18ZM47 123V122H46ZM57 123V122H56ZM55 123V124H56ZM99 123H101V122H99ZM105 123H106V121H105ZM111 123V122H110ZM127 123H129L128 121H127ZM133 123H134V120H133ZM132 123V124H133ZM141 123H142V121H141ZM151 123L153 124V122L151 121ZM171 123H172V121H171ZM187 123V124H188ZM190 123H191V121H190ZM190 123H189V125L188 126H190ZM235 123V122H234ZM246 123V124H245ZM248 123H250V122H248ZM14 123H12V125H13ZM49 124V123H48ZM51 124V123H50ZM123 124V123H122ZM121 124V125H122ZM131 124V125H132ZM172 124H174L175 125V123H174V121H173V123ZM171 124V125H172ZM186 124V123H185ZM192 124V123H191ZM227 124H229V123H227ZM230 124H229V126H230ZM233 124V123H232ZM251 124V123H250ZM249 124V125H250ZM32 125V124H31ZM62 125V124H61ZM116 125H120L119 123L117 124V122H116ZM115 125V126H116ZM126 126H127V124H125ZM129 125V124H128ZM142 125H144V124H142ZM148 124H146V126H147ZM150 125V124H149ZM154 125H155V123H154ZM203 125V124H202ZM201 125V126H202ZM15 124H14V129H15ZM33 126H35V124L33 125ZM107 126V125H106ZM106 126H104V127H106ZM133 126V125H132ZM135 126L136 125H134L133 127H134V129H135ZM177 126V125H176ZM176 126H175V128H176ZM181 126V125H180ZM193 126L191 127V128H193ZM200 126V127H201ZM205 126V125H204ZM216 126V127H215ZM17 127H19V125H17ZM16 127V128H17ZM62 127V126H61ZM114 127V126H113ZM120 127V126H119ZM119 127H117V128H119ZM123 127H124V125H123ZM144 127V126H143ZM149 127H152L151 125L149 126ZM170 128H171V126H169ZM168 127V128H169ZM174 127V126H173ZM179 127V126H178ZM177 127V128H178ZM184 127V126H183ZM211 127H209V128H211ZM225 127V126H224ZM247 127V128H248ZM1 128V127H0ZM20 128V127H19ZM34 128V127H33ZM36 128V127H35ZM39 128V127H38ZM109 127H106V128H104V129H108ZM111 128H112V126H111ZM130 127L128 126L127 127V129L126 130H128ZM148 128V127H147ZM146 128V129H147ZM153 128H154V126H153ZM155 128H156V125H155ZM169 128V129H170ZM186 128H187V125H186ZM190 128V127H189ZM191 128H190V130H191ZM201 128H203V127H201ZM205 128V127H204ZM208 128V127H207ZM207 128H205L206 130H207ZM2 129V128H1ZM12 129H13V127H12ZM18 129V128H17ZM42 129V128H41ZM101 129H102V127H101ZM121 129V128H120ZM119 129V130H120ZM125 128H123V131H125L124 130ZM131 129V128H130ZM134 129H133V131H134ZM136 129H137V126H136ZM148 129H150V128H148ZM169 129H167L168 130V133H169V135H170V132L171 131H169ZM173 128H171L170 130H172ZM196 129V128H195ZM204 129V130H205ZM217 129V128H216ZM242 129L244 130V132L242 131ZM20 130V131H21ZM103 130V129H102ZM102 130H101V132H102ZM115 130V129H114ZM116 130H118V129H116ZM122 130V129H121ZM139 130H140V128H139ZM153 130V129H152ZM152 130H150V131H152ZM181 130V129H180ZM189 130V129H188ZM198 130V129H197ZM200 130V129H199ZM198 130V131H199ZM247 130V129H246ZM16 131V130H15ZM14 131V132H15ZM19 131V132H20ZM99 131H100V129H99ZM104 131V130H103ZM129 131V130H128ZM130 131H132V129L130 130ZM132 131V132H133ZM136 132L138 131V130H135ZM148 131V130H147ZM146 130L145 131H143V132H147ZM156 131H158V130H156ZM175 131V130H174ZM185 131V130H184ZM193 131L194 132H197V131H195L194 129H193ZM253 131V132H252ZM7 132V131H6ZM11 132V131H10ZM28 132L26 133H23V134H28ZM33 132H34V130H33ZM96 132V131H95ZM100 132V134H102L103 135V132L101 133ZM105 132V131H104ZM107 132V131H106ZM122 132V131H121ZM126 132V131H125ZM140 132V131H139ZM153 132V131H152ZM201 132H202V130H201ZM204 132V131H203ZM205 132H208V131H205ZM9 133V132H8ZM40 133V132H39ZM38 133V134H39ZM127 133V132H126ZM125 133V134H126ZM135 133V132H134ZM149 133V132H148ZM192 133V132H191ZM16 134V133H15ZM18 134V133H17ZM98 134H99V132H98ZM128 134V133H127ZM130 134H131V132H130ZM140 134V133H139ZM141 134H142V130H141ZM147 134V133H146ZM153 134V133H152ZM156 134H158V133H156ZM163 134V135H164ZM198 134V133H197ZM208 134V133H207ZM92 135H93V133H92ZM101 135V136H102ZM106 135H108V134H106ZM129 135V134H128ZM131 135H133V133L131 134ZM131 135H129V136H131ZM137 134H135V136H136ZM149 135H151V134H149ZM168 135V134H167ZM184 135V134H183ZM195 135V134H194ZM17 136H19V135H17ZM21 136H23V135H21ZM32 136V135H31ZM38 136V135H37ZM109 136V135H108ZM113 136V135H112ZM134 136V137H135ZM139 136V135H138ZM142 136H144L143 134H142ZM141 136V137H142ZM154 136V135H153ZM159 136H162V135H159ZM158 135H157V137H159ZM202 136H204L203 134H202ZM211 136V135H210ZM20 137V136H19ZM67 137V136H66ZM104 137V136H103ZM111 137V136H110ZM113 137H116L115 135L113 136ZM137 137V136H136ZM145 137V136H144ZM147 137H149V136H146V138ZM164 137L165 136H162V138L164 139ZM209 137V135L207 136V138ZM15 138H16V136H15ZM118 138H120V139H122L121 138V136H119ZM117 137L114 139V140H111V141H116V139H118ZM156 138V137H155ZM162 138H161V140H162ZM167 138V137H166ZM198 138H199V136H198ZM197 138V139H198ZM200 138H201V136H200ZM206 138V137H205ZM262 138V137H261ZM27 139V138H26ZM66 139V138H65ZM73 139V138H72ZM111 139H112V137H111ZM119 139V140H120ZM127 139H128V137H127ZM126 139V140H127ZM130 139H131V137H130ZM132 139L134 140V138L132 137ZM142 139V138H141ZM140 139V141H143V140H141ZM145 139V138H144ZM157 139V138H156ZM169 139V138H168ZM172 139V138H171ZM190 139V138H189ZM262 139H264V138H262ZM28 140V139H27ZM41 140H43V139H41ZM75 140V139H74ZM110 140V139H109ZM135 140L136 141H138L136 138H135ZM151 140H152V138H151ZM150 140V141H151ZM165 140V139H164ZM207 140V139H206ZM223 140H225L224 142H223ZM260 140V139H259ZM20 141V140H19ZM44 141V140H43ZM61 141V140H60ZM70 141V140H69ZM125 141V140H124ZM145 141V140H144ZM143 141V142H144ZM149 141V142H150ZM153 141V140H152ZM151 141V142H152ZM157 141V140H156ZM158 141H159V139H158ZM167 141V140H166ZM172 141V140H171ZM256 141H258V140H256ZM262 141H264V140H261V142ZM16 142V141H15ZM22 143H23V141H21ZM127 142V141H126ZM132 142V141H131ZM131 142H129V144L131 143ZM147 142V141H146ZM146 142H144V144L146 143ZM200 142V141H199ZM19 143V142H18ZM17 143V144H18ZM28 143H30V142H28ZM59 143V142H58ZM71 143V142H70ZM107 143V142H106ZM112 143V142H111ZM110 143V144H111ZM119 143V142H118ZM134 143H137L138 144V142H133V144L132 145H134ZM154 143L155 142H152L151 144H149V143H147V144H145V145H148L149 144V146H153L154 145ZM157 143H159L160 144V142H157ZM157 143L155 144V145H157ZM162 143V142H161ZM172 143H174V142H172ZM188 143V142H187ZM191 143V142H190ZM193 143V142H192ZM211 143H213V145H211ZM226 143L224 144L225 146H226ZM24 144V143H23ZM31 144V143H30ZM30 144H29V146L27 145V148H26V150H28V153L26 154V155H28L27 157H29L28 159H29V161H28V163H30L29 164V166L28 167H30V165L32 166V163H33V161H32V157H34L35 155L37 156V152L33 149V144L30 146ZM60 144V143H59ZM125 144H127V143H125ZM128 144V145H129ZM136 144V146H138ZM140 144V143H139ZM142 144V143H141ZM175 144V143H174ZM185 144V143H184ZM199 144H201V143H198V145ZM219 145H220V143H218ZM218 144H217V146H218ZM227 144V145H228ZM257 143H255V145H256ZM262 144V143H261ZM25 145H26V142H25ZM35 145V144H34ZM48 145V144H47ZM72 145V144H71ZM120 145V144H119ZM144 145V146H145ZM172 145V144H171ZM189 145L190 144H188V147H189ZM197 145V146H198ZM202 145V144H201ZM257 145H259L260 146V143H258ZM264 145V144H263ZM262 145V146H263ZM24 146V145H23ZM22 146V147H23ZM44 146V145H43ZM54 146V145H53ZM109 146V145H108ZM124 146V145H123ZM125 146H127V145H125ZM141 146H143V145H141ZM140 146V147H141ZM143 146V149L145 148L146 149V147H144ZM207 146V145H206ZM230 146V147H231ZM55 147V146H54ZM68 147H70L69 145H68ZM116 147V146H115ZM118 148H119V146H117ZM117 147H116V149H117ZM139 147V146H138ZM159 146H157V148H158ZM163 147V146H162ZM184 147H185V145H184ZM202 147H203V145H202ZM204 147H205V145H204ZM227 147L228 146H226V149H227ZM36 148H37V145H36ZM63 148V147H62ZM72 148V147H71ZM109 148V147H108ZM112 148V147H111ZM122 148V150H123V148L124 149H126L127 147H120V149ZM128 148H130V146L128 147ZM134 148V147H133ZM135 148H137V147H135ZM142 148V147H141ZM148 148V147H147ZM153 148H154V146H153ZM182 148V147H181ZM195 148V147H194ZM216 148V147H215ZM223 148V147H222ZM221 148V149H222ZM256 148V147H255ZM262 148V147H261ZM23 149H25V147L23 148ZM102 149V148H101ZM114 149V148H113ZM116 149L115 150H113V151H116ZM119 149V150H120ZM132 149V148H131ZM144 149V150H145ZM150 149V148H149ZM167 149V148H166ZM171 149V148H170ZM184 149V148H183ZM211 149H213V148H211ZM263 149V148H262ZM37 150V149H36ZM75 150V149H74ZM134 150V149H133ZM137 150H139V152H140V149H136V151ZM152 150V152H153V149H150V151ZM257 150H259V149H257ZM40 151V150H39ZM38 151V152H39ZM61 151V150H60ZM71 151V150H70ZM147 151V150H146ZM146 151H144L145 153H146ZM150 151L148 150L147 152H149L150 153ZM163 151V150H162ZM195 151H197V149L195 150ZM211 151H213V150H211ZM228 151V150H227ZM263 151V150H262ZM23 152V151H22ZM25 153H26V151H24ZM67 152V151H66ZM75 152V151H74ZM83 152V151H82ZM110 152H112V151H110L109 150V153ZM128 152V151H127ZM132 152V151H131ZM130 149H129V155H130ZM143 152V153H144ZM155 152H156V150H155ZM155 152H154V154L153 153H151V154H153V156L155 155ZM160 152V150H158V152L157 153H159ZM165 152V151H164ZM193 152H194V150H193ZM215 152V151H214ZM221 151L219 150V153L218 152H216V153H218V154H221L220 153ZM225 152H226V150H225ZM261 152V151H260ZM264 152V151H263ZM37 153V154H36ZM113 153V152H112ZM116 155L117 154H119L118 153V150H117V153L116 152H114ZM124 152H122V154H123ZM126 153V152H125ZM133 153V152H132ZM131 153V155L132 156H134V154H132ZM134 153L136 154V152L134 151ZM141 153V152H140ZM156 153V154H157ZM190 153H191V151H190ZM198 153V152H197ZM196 153V154H197ZM204 153V152H203ZM211 153V152H210ZM41 154V153H40ZM114 154V155H115ZM128 154V153H127ZM126 154V155H127ZM137 154H138V156L139 155H141V154H139L138 152H137ZM211 154H213V153H211ZM217 154V155H218ZM26 155H25V157H26ZM58 155V154H57ZM88 155V154H87ZM101 155V154H100ZM114 155L112 154V156L114 157ZM116 155H115V157H116ZM126 155H125V157H126ZM144 155H146V154H144ZM191 155V154H190ZM193 155V154H192ZM198 155V154H197ZM260 155H261V153H260ZM259 155V156H260ZM21 156V155H20ZM43 156V155H42ZM59 156V155H58ZM65 156V155H64ZM109 156H110V154H109ZM112 156H110V158L112 157ZM131 156V157H132ZM136 156V155H135ZM134 156V157H135ZM152 156V157H153ZM156 156V155H155ZM161 156V155H160ZM213 156H215L214 154H213ZM221 156H222V154H221ZM39 157H41V156H39ZM74 157V156H73ZM78 157V156H77ZM80 157V156H79ZM114 157V158H115ZM121 157H122V155H121ZM121 157H119V159L121 158ZM127 157H129V156H127ZM140 157V156H139ZM138 157V158H139ZM144 157V156H143ZM146 157V156H145ZM148 157V156H147ZM150 158H151V156H149ZM162 157V156H161ZM164 157V156H163ZM35 158H37V157H35ZM56 158V157H55ZM93 158H94V156H93ZM100 158V157H99ZM262 158V156L260 157V159ZM26 159V158H25ZM28 159H26V160H28ZM44 159V158H43ZM53 159V158H52ZM68 159V158H67ZM96 159V158H95ZM113 159V158H112ZM116 159H117V157H116ZM125 159V158H124ZM131 159V158H130ZM140 159V158H139ZM152 159V158H151ZM153 159H157V158H154L153 157ZM176 159V158H175ZM199 159H201V158H199ZM209 159H213V158H209ZM24 160V159H23ZM70 160V159H69ZM72 160V159H71ZM79 160V159H78ZM90 160V159H89ZM103 160V159H102ZM126 160H127V158H126ZM125 160V161H126ZM135 160H136V158H135ZM148 160H149V158H148ZM164 160V159H163ZM220 160V159H219ZM264 160V159H263ZM38 161V160H37ZM36 161V162H37ZM59 161V160H58ZM57 161V162H58ZM113 161V160H112ZM121 161H123L124 162V160H121ZM131 161H133L134 162V160H131ZM138 161V160H137ZM153 161V160H152ZM155 161V160H154ZM154 161H153V163H154ZM221 161H224L223 159H221ZM224 161V162H225ZM23 162V161H22ZM24 162H25V160H24ZM35 162V160H34V163L33 164H35L36 163ZM76 162V161H75ZM80 162V161H79ZM128 162H130L129 160H128ZM128 162H126V163H128ZM139 162V161H138ZM138 162L136 163V161H135V164L133 163L132 164V162L130 163V172H129V174H130V176H128L129 178H130V180L131 179H133L134 178V180L135 179H139V175L141 174L140 173V171H142L144 168H143V166H142V170L140 169V164H138ZM140 162H142V160L140 161ZM158 162V161H157ZM168 162V161H167ZM226 162V163H227ZM111 163V162H110ZM116 163V162H115ZM152 163V162H151ZM156 163V162H155ZM163 163V162H162ZM171 162H169V165H171L170 164ZM173 163V162H172ZM20 164V163H19ZM22 164H24V163H22ZM43 164V163H42ZM59 164V163H58ZM61 164V163H60ZM76 164V163H75ZM79 164V163H78ZM146 164V163H145ZM158 164V163H157ZM200 164V163H199ZM228 164V163H227ZM264 164V163H263ZM28 165V164H27ZM39 165H41L40 163H39ZM77 165V164H76ZM142 165H143V163H142ZM155 164H153V166H154ZM160 165V164H159ZM177 165V164H176ZM180 165V164H179ZM229 165V164H228ZM38 166V165H37ZM150 166V165H149ZM158 166V165H157ZM163 166H164V164H163ZM22 167H23V165H22ZM24 167H25V164H24ZM23 167V168H24ZM33 168H35L34 167V165L32 166ZM40 167V166H39ZM128 167V168H129ZM146 167V166H145ZM199 167H200V165H199ZM222 168H223V165L221 166ZM26 168V167H25ZM32 168V169H33ZM56 168V167H55ZM71 168V167H70ZM157 168V167H156ZM175 168V167H174ZM36 169V168H35ZM34 169V170H35ZM37 169H38V167H37ZM36 169V170H37ZM69 169V168H68ZM147 169V168H146ZM145 169V170H146ZM166 169V168H165ZM200 169V168H199ZM218 169V170H217ZM221 169V168H220ZM26 170V169H25ZM29 170H31V169H29ZM36 170H35V173H36ZM58 170V169H57ZM128 170V169H127ZM174 170H176V169H174ZM227 170H228V168H227ZM121 171V170H120ZM173 170H171L170 172H171V174L174 172L175 173V171H173ZM23 172H24V169H23V171H21V173L23 174ZM27 172H28V169H27ZM30 172V171H29ZM28 172V174H30L31 176L33 175L32 173H29ZM34 172V171H33ZM39 172V171H38ZM59 172V171H58ZM143 172H145L144 170H143ZM160 172V171H159ZM179 172V171H178ZM218 173V175L216 176L214 173ZM35 173H34V175H35ZM50 173V172H49ZM122 173V172H121ZM152 173V172H151ZM176 173H177V171H176ZM175 173V174H176ZM198 173V172H197ZM244 173V174H243ZM37 174H40V173H37ZM62 174V173H61ZM119 174V173H118ZM125 174V173H124ZM161 174V173H160ZM184 174V173H183ZM213 174H214V176H213ZM34 175H33V179H34ZM60 175V174H59ZM63 175V174H62ZM62 175H60V176H62ZM120 175V174H119ZM143 175H144V173H143ZM142 175V176H143ZM152 175V174H151ZM162 175V174H161ZM173 176H175L176 177V175H174V174H172ZM179 175H180V177L182 176L180 173H179ZM23 177H22V179L24 178V176H29V175H22ZM37 176V175H36ZM44 176V175H43ZM58 176V175H57ZM73 176V175H72ZM123 176V175H122ZM127 176V175H126ZM216 176V177H215ZM4 177V176H3ZM42 177V176H41ZM138 177V178H137ZM141 177V176H140ZM144 177V176H143ZM152 177V176H151ZM183 177V176H182ZM18 178V177H17ZM39 178V177H38ZM37 178V179H38ZM53 178V177H52ZM52 178H51V180H52ZM62 178V177H61ZM74 178V177H73ZM129 178H127L126 180H127V182L129 181ZM142 178V177H141ZM145 178V177H144ZM143 178V179H144ZM161 178V177H160ZM166 178H171V177H166ZM199 178V177H198ZM25 179V178H24ZM23 179V180H24ZM33 179H31V180H33ZM46 179H47V177H46ZM50 179V178H49ZM58 179V178H57ZM123 179V178H122ZM172 179H174V178H172ZM191 179V178H190ZM239 179H243L245 182L244 183H246V185H247V187L246 188H244V187H240L239 185H237L236 183L238 182V180ZM42 180H44L45 181V179H41V181ZM76 180V179H75ZM134 180H131V181H134ZM146 180V179H145ZM144 180V181H145ZM148 180V179H147ZM154 180V179H153ZM165 180V179H164ZM179 180L181 181V179L179 178ZM179 180H178V182H179ZM185 180V179H184ZM188 180V179H187ZM29 181V180H28ZM34 181H35V179H34ZM38 181V180H37ZM44 181H42V182H44ZM53 181V180H52ZM61 181V180H60ZM71 181V180H70ZM97 181V180H96ZM131 181H129V184L130 183H132ZM156 181V180H155ZM174 180H172L171 182H173ZM199 181V180H198ZM7 182V181H6ZM20 182V181H19ZM30 182V181H29ZM28 182V183H29ZM32 182V181H31ZM30 182V183H31ZM36 182V181H35ZM39 182H40V180H39ZM39 182H37L38 184H39ZM49 183H50V180L48 181ZM72 182V181H71ZM92 182V181H91ZM122 182H123V180H122ZM137 182V181H136ZM162 182V181H161ZM165 182H167V181H165ZM170 182V181H169ZM170 182V183H171ZM175 182V181H174ZM177 182V181H176ZM188 182H190L189 180H188ZM187 182V183H188ZM239 182H243L242 180L241 181H239ZM3 183V182H2ZM21 183H22V181H21ZM27 183V182H26ZM25 183V184H26ZM54 183V182H53ZM56 183V182H55ZM55 183H54V185H55ZM135 183V182H134ZM139 183V182H138ZM138 183H136V184H138ZM142 183V181L140 182V184ZM169 183V184H170ZM184 183H186V182H184ZM192 183V182H191ZM199 183V182H198ZM204 183V182H203ZM242 184V186H244L245 184ZM9 184V183H8ZM34 184V183H33ZM32 183H31V185H33ZM37 184V185H38ZM45 184V183H44ZM48 184V183H47ZM47 184H45V185H47ZM67 184V183H66ZM76 184H77V181H76ZM145 184V183H144ZM146 184H147V182H146ZM146 184L144 185L145 187H148V185L149 184H151V183H148V185L146 186ZM153 184V183H152ZM179 184V186H180V182L178 183ZM182 184V183H181ZM19 185V184H18ZM36 185V184H35ZM49 185V184H48ZM47 185V187H49ZM61 185L63 186V184H60V189H61ZM65 185V184H64ZM69 185V184H68ZM126 185V184H125ZM128 185V184H127ZM131 185H133V184H131ZM135 185V184H134ZM143 184H141L140 186H142ZM158 185V184H157ZM172 185H173V183H172ZM171 185V186H172ZM199 185H200V183H199ZM198 185V186H199ZM10 186V185H9ZM22 186V185H21ZM25 186H27V185H25ZM25 186H23V187H25ZM41 186H44V185H42V184H40V187ZM57 186V185H56ZM78 186H79V184H78ZM97 186H98V184H97ZM136 186V185H135ZM139 186V187H140ZM143 186V189L145 188ZM151 186V185H150ZM154 186V185H153ZM153 186L150 188V189H152L153 188ZM170 186V188H172L173 187V189L176 187V186H178V185H174V186H172L171 187ZM185 186H186V184H185ZM189 186H191V185H189ZM13 187V186H12ZM28 187H30V186H28ZM40 187H39V190H41L40 189ZM50 187H52V186H50ZM49 187V188H50ZM64 187V186H63ZM66 187V186H65ZM127 187V186H126ZM134 187V186H133ZM133 187H131V190H133ZM139 187H138V189H139ZM155 187V186H154ZM169 187V186H168ZM181 187H182V185H181ZM187 187V186H186ZM201 187V186H200ZM7 188V187H6ZM20 188V187H19ZM22 188V187H21ZM43 189H44V187H42ZM58 187H56V189H57ZM71 188H72V186H71ZM136 188V187H135ZM159 188V187H158ZM183 188V187H182ZM181 188V189H182ZM188 188V187H187ZM191 188V187H190ZM194 188V187H193ZM204 188V187H203ZM208 188H209V190H208ZM4 189V188H3ZM30 190H32V188H29ZM29 189H27L28 191L27 192H30L29 191ZM33 189H34V187H33ZM37 189H38V187H37ZM37 189H35L36 191H37ZM42 189V190H43ZM47 189V193L46 194H48V188H46ZM50 189H54V188H50ZM68 189V188H67ZM73 189V188H72ZM130 189V188H129ZM137 189V190H138ZM140 189H141V187H140ZM147 189V188H146ZM148 189H149V187H148ZM192 189V188H191ZM191 189H190V191H191ZM23 190V189H22ZM26 190V189H25ZM34 190V191H35ZM38 190V191H39ZM55 190V189H54ZM63 190H65V189H63ZM76 190V189H75ZM87 190V189H86ZM89 190V189H88ZM96 190V189H95ZM136 190V189H135ZM135 190H133V191H135ZM159 190V189H158ZM176 190H180V189H176ZM184 190V189H183ZM183 190H181V193H183L184 191ZM187 190H189V189H187ZM0 191H2V190H0ZM11 191V190H10ZM35 191V193H37ZM43 191H45V190H43ZM58 191V190H57ZM67 191V190H66ZM142 191V190H141ZM140 191V192H141ZM146 190L144 189V192H145ZM147 191H149V190H147ZM152 191V190H151ZM153 191H154V189H153ZM165 191V190H164ZM189 191V192H190ZM27 192H25L24 191V193H27ZM33 192V191H32ZM50 192L52 193V191L50 190ZM56 192V191H55ZM55 192H53V193H55ZM75 192V191H74ZM126 192V191H125ZM139 192V191H138ZM140 192H139V194H140ZM144 192H143V195L141 196V197H143V196H145V195H147V194H145L144 195ZM155 192H159V191H156L155 190ZM172 192V191H171ZM187 191H185V193H186ZM31 193V192H30ZM39 193V192H38ZM37 193V194H38ZM42 193V192H41ZM40 193V194H41ZM53 193H52V195H53ZM65 193V192H64ZM69 193H70V190H69ZM68 193V194H69ZM151 193V192H150ZM154 193V192H153ZM204 193H202V194H199V195H203ZM218 193V192H217ZM5 194V193H4ZM39 194V195H40ZM45 194V193H44ZM45 194V195H46ZM58 194V192L56 193V195ZM66 194V193H65ZM73 194V193H72ZM71 194V195H72ZM76 194V193H75ZM133 194H135V192H133ZM132 194V195H133ZM137 195L136 196H138V193H136ZM142 194V193H141ZM211 194H213V193H211ZM62 195V194H61ZM60 195V196H61ZM186 195H188L187 193H186ZM190 195V194H189ZM196 195V194H195ZM12 196V195H11ZM16 196V195H15ZM18 196V195H17ZM24 196V195H23ZM28 196V195H27ZM32 196V195H31ZM48 196H49V194H48ZM47 196V197H48ZM50 196H51V194H50ZM54 196V195H53ZM58 196V195H57ZM66 197H68L67 195H65ZM64 195H63V198L65 197ZM70 196V195H69ZM73 196H75V195H73ZM72 196V197H73ZM135 196V197H136ZM152 196V195H151ZM29 197V196H28ZM42 197V196H41ZM65 197V198H66ZM150 197V196H149ZM9 198V197H8ZM58 198H59V196H58ZM62 197L60 198V199H63ZM130 198V197H129ZM132 198V197H131ZM139 198V197H138ZM254 198V197H253ZM255 198V199H256ZM10 199V198H9ZM57 199V198H56ZM196 199V198H195ZM20 200V199H19ZM26 200V199H25ZM30 200V199H29ZM50 200V199H49ZM70 200V199H69ZM128 200V199H127ZM142 200V199H141ZM186 200V199H185ZM184 200V201H185ZM190 200V199H189ZM193 200V199H192ZM253 200V199H252ZM259 200V199H258ZM257 200V201H258ZM2 201V200H1ZM13 201V200H12ZM27 201V200H26ZM35 201V200H34ZM78 201V200H77ZM133 201H135V200H133ZM150 201V200H149ZM196 201V200H195ZM14 202V201H13ZM22 202V201H21ZM29 203L31 202V201H28ZM70 202V201H69ZM259 202V201H258ZM3 203V202H2ZM24 203V202H23ZM22 203V204H23ZM28 203V204H29ZM61 203V202H60ZM71 203V202H70ZM82 203V202H81ZM125 203V202H124ZM137 203V202H136ZM188 203V202H187ZM254 203V202H253ZM252 202H251V204H253ZM262 203H261V205H262ZM20 204V203H19ZM25 204H27V202L26 203H24V206H25ZM69 204V203H68ZM73 204V203H72ZM71 204V205H72ZM76 204V203H75ZM75 204L73 205V206H75ZM77 204H79V203H77ZM76 204V205H77ZM145 204V203H144ZM152 204V203H151ZM255 204V203H254ZM257 204V203H256ZM256 204H255V206H256ZM259 204V203H258ZM14 205V204H13ZM34 205H36V204H34ZM61 205V204H60ZM65 205V204H64ZM67 205V204H66ZM70 205V204H69ZM81 205V204H80ZM79 205V206H80ZM88 205V204H87ZM191 205V204H190ZM196 205V204H195ZM261 205H258L259 207L261 206ZM5 206V205H4ZM27 206H30V205H27ZM27 206L25 207V208H27ZM62 206V205H61ZM78 206V208L80 209V208H82V207H79ZM133 206V205H132ZM136 206V205H135ZM154 206V205H153ZM10 207V206H9ZM30 207H32V206H30ZM36 207V206H35ZM63 207V206H62ZM69 207V206H68ZM77 207V206H76ZM75 207V208H76ZM124 207H126V206H124ZM123 207V208H124ZM168 207V206H167ZM189 207V206H188ZM194 207V206H193ZM12 208V207H11ZM16 208V207H15ZM29 208V207H28ZM28 208H27V210H28ZM41 208V207H40ZM75 208H74V210H75ZM77 208V209H78ZM86 208V207H85ZM127 208V207H126ZM129 208V207H128ZM150 208V207H149ZM164 208H165V205H164ZM174 208V207H173ZM191 208V207H190ZM189 208V209H190ZM260 208H262V206L260 207ZM264 208V207H263ZM262 208V209H263ZM8 209H10V208H8ZM23 209V208H22ZM21 209V210H22ZM76 209V211H78L79 212V209L77 210ZM130 209V208H129ZM137 209V208H136ZM139 209V208H138ZM137 209V210H138ZM154 209V208H153ZM159 209V208H158ZM170 209V208H169ZM186 209V208H185ZM194 209V210H195ZM259 209V208H258ZM24 210V209H23ZM26 210V209H25ZM24 210V211H25ZM29 210L31 211V208H29ZM29 210H28V212H29ZM32 210H33V207H32ZM39 210V209H38ZM38 210H37V212H38ZM41 210V209H40ZM49 210V209H48ZM136 210V211H137ZM147 210V209H146ZM149 210V209H148ZM167 210V209H166ZM187 210V209H186ZM12 211V210H11ZM11 211H9L10 213H11ZM42 211V210H41ZM73 211V210H72ZM76 211H74L75 213H76ZM81 211V210H80ZM136 211H135V213H136ZM152 211V210H151ZM157 211V210H156ZM175 211H177V210H175ZM192 211H193V209H192ZM259 211H261V209H259ZM1 212V211H0ZM15 212V211H14ZM13 212V213H14ZM17 212V211H16ZM21 212V211H20ZM20 212H18V213H20ZM25 212H27V211H25ZM24 212V213H25ZM36 212V211H35ZM69 212V211H68ZM82 212H84L83 210H82ZM88 212H89V210H88ZM194 212V213H195ZM18 213H16V217L15 218H17V217H19V215H18ZM22 213V212H21ZM39 213V212H38ZM55 213L56 212H54V215H55ZM73 213V212H72ZM85 213V212H84ZM87 213V212H86ZM132 213V212H131ZM139 213V212H138ZM181 213V212H180ZM192 213V212H191ZM194 213H193V215H194ZM260 213V212H259ZM261 213H263V211H261ZM12 214V213H11ZM11 214H9V215H11ZM25 214H27V213H25ZM30 214V213H29ZM32 214H36V213H33V211H32ZM59 214V213H58ZM57 214V215H58ZM74 214V213H73ZM79 214V213H78ZM81 214V213H80ZM83 214V213H82ZM89 214V213H88ZM133 214H134V212H133ZM137 214V213H136ZM144 214V213H143ZM150 214V213H149ZM170 214V213H169ZM14 215V214H13ZM12 215V216H13ZM18 215V216H17ZM24 215V214H23ZM60 215H62V214H60ZM76 215V214H75ZM84 215V214H83ZM82 215V216H83ZM93 215V214H92ZM95 215V214H94ZM132 215V214H131ZM141 216H143L142 214H140ZM148 215V214H147ZM154 215V214H153ZM157 215V214H156ZM164 215V214H163ZM163 215H161V216H163ZM190 215V214H189ZM192 215V214H191ZM261 215H263V214H261ZM22 216V215H21ZM26 215H24V217H25ZM52 216H53V213H52ZM68 216H69V214H68ZM74 216V215H73ZM72 216V217H73ZM134 216H138V215H134ZM141 216H139L140 218H141ZM149 216V215H148ZM177 216V215H176ZM182 216V215H181ZM1 217V216H0ZM33 217V216H32ZM43 217V216H42ZM56 217V216H55ZM64 217V216H63ZM66 217V216H65ZM79 217H81L80 215H78V218ZM86 217V216H85ZM84 217V218H85ZM124 217V216H123ZM133 217V216H132ZM139 217H137V218H139ZM145 217V216H144ZM184 217H185V215H184ZM191 217V216H190ZM195 217V216H194ZM259 217V216H258ZM19 218H21V217H19ZM40 218V217H39ZM45 218H46V216H45ZM58 218H59V216H58ZM61 218V217H60ZM71 218V217H70ZM133 218H135V217H133ZM136 218V219H137ZM168 218V217H167ZM193 218V217H192ZM196 218V217H195ZM261 218H264V217H262L261 216ZM22 219V218H21ZM26 219V218H25ZM27 219H29V217L27 218ZM43 219V218H42ZM75 219H76V217H75ZM145 219V218H144ZM161 219V218H160ZM183 219V218H182ZM260 219V218H259ZM258 219V220H259ZM13 220H14V218H13ZM19 220V219H18ZM23 220H24V218H23ZM45 220V219H44ZM63 220H65V218L63 219ZM73 220H74V218H73ZM129 220V219H128ZM132 220V219H131ZM135 220V219H134ZM138 220V219H137ZM137 220H135V221H133V222H136ZM169 220V219H168ZM197 220H195V221H197ZM1 221V220H0ZM22 221V220H21ZM28 221V220H27ZM26 221V223H27V225H28V222ZM48 221V220H47ZM50 221V220H49ZM76 221V220H75ZM106 221V220H105ZM181 221V220H180ZM194 221V222H195ZM257 221V222H256ZM17 222V221H16ZM24 222H25V220H24ZM44 222V221H43ZM68 223H67V225L68 224H70L69 222V220L67 221ZM138 222H139V220H138ZM162 222V221H161ZM173 222V221H172ZM7 223V222H6ZM33 223V222H32ZM35 223V222H34ZM64 223H66V222H64ZM88 223V222H87ZM105 223V222H104ZM137 223V222H136ZM135 223V224H136ZM150 223V222H149ZM176 223H177V221H176ZM181 223V222H180ZM12 224V223H11ZM14 224V223H13ZM19 225H21L20 223H18ZM17 224V225H18ZM24 224V223H23ZM36 224V223H35ZM48 224V223H47ZM72 224V223H71ZM75 224V223H74ZM78 224H79V222H78ZM84 224V223H83ZM98 224V223H97ZM142 225L144 224V223H141ZM6 225V224H5ZM18 225V226H19ZM26 225V224H25ZM24 225V226H25ZM27 225H26V227H27ZM39 225V224H38ZM52 225V224H51ZM57 225V224H56ZM60 225V224H59ZM63 225V224H62ZM66 225V224H65ZM76 225H77V222H76ZM75 225V226H76ZM129 225V224H128ZM132 225V224H131ZM173 225V224H172ZM175 225V224H174ZM197 225V224H196ZM13 226V225H12ZM18 226H17V229H18ZM44 226V225H43ZM69 226V225H68ZM74 225L72 224V227H73ZM77 226H81V225H77ZM76 226V227H77ZM113 226V225H112ZM135 226V225H134ZM139 226V225H138ZM147 226V225H146ZM149 226V225H148ZM180 226V225H179ZM191 226H193V225H191ZM15 227V226H14ZM21 227V226H20ZM28 227H30V226H28ZM27 227V228H28ZM70 227H71V225H70ZM85 227V226H84ZM87 227V226H86ZM85 227V228H86ZM91 227H93V226H91ZM171 227V226H170ZM8 228V227H7ZM23 228H25V227H23ZM22 227H21V230L23 229ZM26 228V229H27ZM54 228V227H53ZM82 228H83V226H82ZM88 228V227H87ZM135 228V227H134ZM175 228H176V225H175ZM16 229V228H15ZM30 229V228H29ZM28 229V230H29ZM33 228H31L30 230H32ZM35 229V228H34ZM51 229V228H50ZM60 229V228H59ZM75 229V228H74ZM78 229H79V227H78ZM89 230H90V227L88 228ZM92 229V228H91ZM94 229V228H93ZM99 229V228H98ZM97 229V230H98ZM107 229H109V228H107ZM137 229V228H136ZM143 229V228H142ZM141 229V230H142ZM151 229V228H150ZM149 229V230H150ZM193 229V228H192ZM24 230V229H23ZM27 230V231H28ZM30 230L28 231V232H30ZM36 230V229H35ZM73 230V229H72ZM76 230H77V228H76ZM85 230H87V229H85ZM84 230V231H85ZM96 230V229H95ZM111 230H112V228H111ZM147 230V229H146ZM153 230H155V228L153 229ZM177 230V229H176ZM14 231V230H13ZM19 231V230H18ZM17 230H16V232H18ZM43 231V230H42ZM44 231H45V229H44ZM51 231V230H50ZM78 231V230H77ZM12 232V231H11ZM21 232H23V231H20V233ZM26 232V231H25ZM24 232V233H25ZM37 232H38V230H37ZM39 232H41V231H39ZM71 232H73L74 233V231H71ZM89 232V231H88ZM90 232H91V230H90ZM93 232V231H92ZM98 232V231H97ZM124 232V231H123ZM133 232V231H132ZM189 232V231H188ZM19 233V232H18ZM61 233V232H60ZM79 233V232H78ZM77 233V234H78ZM80 233H82V232H80ZM79 233V235L80 236H82L81 234ZM84 233V232H83ZM87 233V232H86ZM86 233H84V235L86 234ZM109 232H107V234H108ZM191 233H193V232H191ZM13 234H16V233H13ZM32 234V233H31ZM35 234V233H34ZM39 234V233H38ZM42 234H43V232H42ZM88 234V233H87ZM94 234V233H93ZM100 234V233H99ZM110 234V233H109ZM112 234V233H111ZM132 234V233H131ZM136 234V233H135ZM194 234V233H193ZM196 234H194V236L196 235ZM222 235L223 236V238H220V237H218V235ZM1 235V234H0ZM8 235H9V233H8ZM7 235V236H8ZM12 235V234H11ZM16 235H18V234H16ZM28 235H30L29 233L27 234V236ZM43 235H46L45 233L43 234ZM42 235V236H43ZM47 235H49V232H48V234ZM51 235V234H50ZM53 235V234H52ZM64 235V234H63ZM76 235V234H75ZM78 235V236H79ZM89 235V234H88ZM101 235H102V232H101ZM103 235H104V233H103ZM127 235V234H126ZM190 235V234H189ZM263 235V236H262ZM10 236V235H9ZM12 236H14V235H12ZM20 236V235H19ZM18 236V237H19ZM30 236H32V235H30ZM97 236V235H96ZM106 236V235H105ZM128 236V235H127ZM139 236V235H138ZM197 236V235H196ZM199 236V235H198ZM221 236V237H222ZM18 237L16 238L17 240H18ZM21 237V236H20ZM19 237V238H20ZM22 237H24V235L22 236ZM35 237V236H34ZM40 237V236H39ZM49 237V236H48ZM56 237V236H55ZM58 237L60 238V237H62V236H59L58 235ZM73 237V241H74V235L72 236ZM90 237V236H89ZM95 237V236H94ZM109 237V236H108ZM136 237V236H135ZM148 238H142V239H145V241H144V244L146 245V247L148 248V247H151V249H153L152 248V244H153V241L151 240V239H149L150 237H149V235L147 236ZM174 237V236H173ZM193 237V236H192ZM201 237V236H200ZM207 237V236H206ZM218 237V238H217ZM14 238H15V236H14ZM26 238V240H23L22 238H20L21 240L17 243V245H16V247L14 248V250L12 251L11 249H9L8 248V250H11L8 254L9 255H7L8 257H6V259L4 260V262H2V259L0 260L2 263L1 264H35L37 261H35V262H32V260H33V255H36L35 257H34V259L35 258H38L37 257V255H40V259L42 260L41 261V263L42 262H44V264H53V262H59V261H57V260H53V258H52V256H54V255H52L51 253H50V251L47 249V248H45V243L44 242H46V241H44V238L42 239V237L40 238V240L38 239V240H34L33 242H32V240H31V237H29V239L31 240V241H29L28 239H27V237H25ZM36 238H37V236H36ZM50 238H52V237H49L48 239H49V241H50ZM58 238V239H59ZM63 238V237H62ZM66 238V237H65ZM67 238H69V237H67ZM66 238V239H67ZM70 238H71V235H70ZM69 238V239H70ZM76 238V237H75ZM80 237H78V239L77 240H80L81 241V239H79ZM85 238V237H84ZM83 238V236H82V239H84ZM98 238V237H97ZM101 238V237H100ZM105 238V237H104ZM130 238V237H129ZM190 238V237H189ZM204 238V237H203ZM202 238V239H203ZM209 238V239H210ZM9 239H11V238H9ZM34 239V238H33ZM46 239H47V237H46ZM64 239V238H63ZM66 239H64V240H66ZM88 239V238H87ZM86 239V240H87ZM92 239H93V237H92ZM138 239V238H137ZM140 239V238H139ZM157 239H159V238H157ZM194 239V238H193ZM192 239V240H193ZM13 240H15V239H13ZM64 240H62L63 242H64V244H65V241ZM68 240V239H67ZM101 240H102V238H101ZM128 240V239H127ZM135 240V239H134ZM200 240V239H199ZM10 241V240H9ZM11 241H12V239H11ZM10 241V242H11ZM58 241V240H57ZM61 241V242H62ZM80 241H79V243H80ZM96 241V240H95ZM123 242H124V239L122 240ZM141 241V240H140ZM143 241V240H142ZM158 241V240H157ZM191 241V240H190ZM206 241H208L207 239H206ZM205 241V242H206ZM5 242H7V239L5 240ZM17 242V241H16ZM16 242H14L15 244H16ZM48 242V241H47ZM51 242H52V240H51ZM50 242V243H51ZM59 242V241H58ZM62 242V243H63ZM67 242H69L70 243V241H67ZM83 242V241H82ZM84 242H85V240H84ZM83 242V243H84ZM91 242V241H90ZM103 242V241H102ZM106 242V241H105ZM107 242H109V240L107 241ZM128 242V241H127ZM131 242V241H130ZM129 242V243H130ZM137 242H138V240H137ZM161 242V241H160ZM188 242V241H187ZM199 242V241H198ZM209 242V241H208ZM207 242V243H208ZM9 243V242H8ZM50 243H49V245H50ZM53 243V242H52ZM61 243V244H62ZM69 243H67L68 245H69ZM75 242H73V244H74ZM79 243H78V246L77 247H79ZM86 243V242H85ZM85 243H84V246H85ZM111 243V242H110ZM126 243V242H125ZM124 243V244H125ZM128 243V244H129ZM136 243V242H135ZM138 243H140V242H138ZM177 243V242H176ZM194 243H195V241H194ZM6 244V243H5ZM12 244V243H11ZM60 244V243H59ZM72 244V245H73ZM82 244V243H81ZM80 244V245H81ZM105 243L103 242V244H101L100 246H102V245H104ZM123 244V245H124ZM133 244V243H132ZM132 244L130 243V245H131V247H132ZM141 244V243H140ZM180 244V243H179ZM200 244H203V243H201V241H200ZM8 245V247H10L9 246V244H7ZM7 245H6V248H7ZM13 245V244H12ZM52 245H55L54 243L52 244ZM51 245V246H52ZM57 245V244H56ZM68 245H64L65 246V248L67 247L68 248ZM71 245V244H70ZM92 245V244H91ZM90 245V246H91ZM94 245V244H93ZM135 245V244H134ZM133 245V246H134ZM137 245V244H136ZM135 245V246H136ZM156 245V244H155ZM159 245V244H158ZM186 245V244H185ZM195 245H198V247H199V244H196L195 243ZM204 245V244H203ZM48 246V245H47ZM51 246H48V247H51ZM63 246V245H62ZM73 246H75V245H73ZM72 246V247H73ZM84 246H82V247H84ZM89 246V247H90ZM107 246V245H106ZM106 246H104L105 248H106ZM138 246H140L139 244H138ZM138 246H137V249H139L138 248ZM143 246V244L141 245V247ZM154 246V245H153ZM60 247V246H59ZM58 247V248H59ZM76 247V248H77ZM81 247V248H82ZM122 247V246H121ZM125 247V246H124ZM127 247V246H126ZM131 247H128L129 249L131 248ZM156 247V246H155ZM184 247V246H183ZM200 247H202V246H200ZM199 247V248H200ZM204 247V246H203ZM206 247V246H205ZM55 247H53V249H54ZM57 248V247H56ZM54 249V250H58V249ZM71 248V247H70ZM135 248V247H134ZM133 248V249H134ZM147 248H146V250H147ZM163 248H164V246H163ZM175 248V247H174ZM179 248V247H178ZM177 248V249H178ZM189 248V247H188ZM196 248V247H195ZM4 250H6L7 251V249H5V247L3 248ZM3 249H1V250H3ZM63 250H66V249H64V248H62ZM69 249V248H68ZM72 249V248H71ZM74 249V248H73ZM78 249V248H77ZM97 249V248H96ZM104 248H102V250H103ZM123 249V248H122ZM192 249V248H191ZM197 249V248H196ZM202 250H203V248H201ZM200 249V250H201ZM0 250V251H1ZM3 250V251H4ZM50 250H52L51 248H50ZM63 250H61V251H63ZM75 250V253H77V254H75L76 256H75V258L77 257V255H78V252H76V249H74ZM74 250H72L73 252H74ZM85 250V249H84ZM118 249H116V251H117ZM126 250V249H125ZM125 250H123V251H125ZM128 250V249H127ZM131 250H132V248L130 249V253H131ZM134 250H136V248L134 249ZM133 250V251H134ZM142 250H145V249H141L140 248V251H142ZM145 250V251H146ZM149 250V249H148ZM156 250V249H155ZM158 250V249H157ZM165 250V249H164ZM174 250V249H173ZM53 251V250H52ZM51 251V252H52ZM59 251V250H58ZM69 252L71 251V250H68ZM81 251V250H80ZM108 251V250H107ZM121 251V250H120ZM123 251H122V253H123ZM137 251V250H136ZM139 251V250H138ZM139 251V252H140ZM151 252L153 251V250H150ZM179 251V250H178ZM186 251V250H185ZM188 251V250H187ZM192 251V250H191ZM195 251V250H194ZM56 252V251H55ZM54 252V253H55ZM65 252V251H64ZM63 252V253H64ZM95 252V251H94ZM119 252V251H118ZM117 252V253H118ZM147 252V251H146ZM146 252H144L143 251V253H146ZM154 252V251H153ZM162 252V251H161ZM200 252V251H199ZM199 252H197V254H199V256L201 255ZM4 253H5V251H4ZM4 253H3V256H5L6 255V253H5V255H4ZM60 253V252H59ZM62 253V252H61ZM61 253H60V255H61ZM70 253H72V252H70ZM104 253V252H103ZM121 253V254H122ZM125 253H126V251H125ZM135 253H138V252H135ZM148 253H150L149 251H148ZM158 253V252H157ZM170 253V252H169ZM182 253V252H181ZM195 253V255H196V252H194ZM2 254V252L0 253V255ZM58 254V253H57ZM56 254V255H57ZM66 254V253H65ZM73 254V253H72ZM81 254H82V252H81ZM101 254V253H100ZM107 254H108V252H107ZM124 254V253H123ZM129 253H128V251H127V255H124L125 257L126 256H129L128 255ZM142 254V253H141ZM147 254V253H146ZM151 254V253H150ZM160 254V253H159ZM177 254V253H176ZM203 254V253H202ZM74 255V254H73ZM83 255V254H82ZM113 255H114V253H113ZM117 255V254H116ZM119 255V254H118ZM136 257L137 255H139V254H136V256L134 255V254H130V256L131 257ZM144 255V254H143ZM148 255V254H147ZM146 255V256H147ZM158 255V254H157ZM172 255V254H171ZM194 255V254H193ZM58 256V255H57ZM65 256V255H64ZM63 256V257H64ZM78 256H80L81 258H82V256L80 255V252H79V255ZM142 256V255H141ZM140 256V257H141ZM160 256V255H159ZM182 256V255H181ZM188 256V255H187ZM190 256V255H189ZM203 256V255H202ZM59 257V256H58ZM65 257H68L67 255L65 256ZM71 256H69V258H70ZM95 257V256H94ZM122 257V260H123V255L121 256ZM133 257V258H134ZM143 257V256H142ZM145 257V256H144ZM158 257V256H157ZM171 257V256H170ZM196 258H198L197 256H195ZM201 257V256H200ZM199 257V258H200ZM203 257V258H204ZM4 258V257H3ZM74 257H72V259H73ZM104 258H105V255H104ZM111 258V257H110ZM117 258V257H116ZM137 258V257H136ZM139 258V257H138ZM148 258V257H147ZM147 258H146V260H147ZM161 258V257H160ZM163 258V257H162ZM180 258V257H179ZM183 258V257H182ZM195 258V259H196ZM202 258V257H201ZM57 259V258H56ZM64 259V258H63ZM72 259H70V260H72ZM77 259V258H76ZM75 259V260H76ZM80 258H78L76 261H78ZM94 259V258H93ZM115 258H113V260H114ZM117 259H120L119 258V256H118V258ZM116 259V260H117ZM129 259V258H128ZM177 259V261H178V258H176ZM184 260H186L187 259V257H185V258H183ZM182 259V261H184ZM58 260H60L59 258H58ZM65 260H67V261H69V259H65ZM81 260V259H80ZM84 260V259H83ZM83 260H81V261H83ZM126 260V259H125ZM130 260V259H129ZM129 260H126V261H129ZM133 260H135V259H133ZM139 260V259H138ZM141 260V259H140ZM140 260H139V262H140ZM170 260V259H169ZM171 260H173V259H171ZM175 260V259H174ZM187 260H189V259H187ZM194 260V259H193ZM199 260H201V259H199ZM199 260H197V261H199ZM40 261V260H39ZM39 261H38V263L37 264H39ZM66 261V262H67ZM143 261V260H142ZM148 261V260H147ZM146 261V262H147ZM158 261V260H157ZM177 261H174L175 263L177 262ZM180 261H181V259H180ZM196 261V263H198ZM55 262V263H56ZM78 262H80V261H78ZM121 262V261H120ZM123 262V261H122ZM134 262V261H133ZM153 262H154V260H153ZM152 262V263H153ZM189 262V261H188ZM201 262H204V261H201ZM200 261H199V263L198 264H200L201 263ZM70 263V262H69ZM74 263V262H73ZM76 263V262H75ZM85 263H86V261H85ZM105 263H106V261H105ZM119 263V262H118ZM126 263H128V262H125V264ZM134 263H136V262H134ZM138 263V262H137ZM178 263H180L179 261H178ZM183 263V262H182ZM184 263H187V261L185 262L184 261ZM83 264H84V262H83ZM96 264V263H95ZM129 264H130V261H129ZM139 264V263H138ZM141 264H142V262H141ZM143 264H145V262L143 261ZM149 264V263H148ZM156 264V263H155ZM205 264V263H204Z\"/></svg>",
    "mask_w": 264,
    "mask_h": 264
}]
</instances>
